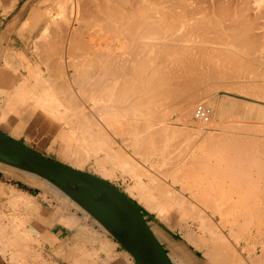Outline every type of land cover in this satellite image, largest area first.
<instances>
[{"label": "bare ground", "instance_id": "obj_1", "mask_svg": "<svg viewBox=\"0 0 264 264\" xmlns=\"http://www.w3.org/2000/svg\"><path fill=\"white\" fill-rule=\"evenodd\" d=\"M1 1V0H0ZM132 0H130V2H131ZM135 1V0H134ZM154 1H156V0H153V2H152V0H151V2H150V0L149 1H147V2H145V0H144V2L143 3H145V6H144V4L142 3V1H140L139 0V2H141L140 4H143V7H141V6H139V5H137V6H139V7H137L136 5V7L135 6H133L132 4H129L130 2H128V0H127V2H128V4H127V2L125 1V0H68V1H66L63 5H62V7H61V9H60V11H61V15H60V17L62 18V20H63V23L65 24V26H63V23L61 24V26H63V29L62 28H59L60 29V31H59V29H58V27L56 26V29L55 30H57V32L58 33H55L54 32V29L52 30L51 29V25H45L43 28H42V30L40 31L41 32V34L37 37V39L35 40H33V42L35 41V42H37V44H36V47L37 48H39L38 50H36V51H34L36 54H37V51H39L40 49L43 51V55L44 56H42V55H40L41 54V52H40V56H42V58H44V57H46L45 59H47V58H51L52 56H53V58L51 59L52 60V63L50 62V64H48L47 66H46V71L48 72V75L46 76V78H44V76H43V74L40 72V70H39V72L38 73H35L34 74V72L32 71V70H30V67H28V66H26L25 67V72H26V75H23V73L22 72H18V73H11V72H6L5 71V73H3V78L5 79V81H6V84L9 86V87H12V86H14V85H16L15 83L17 82L18 83V81H20L21 79H22V81L21 82H19L17 85L18 86H16V87H14V92H12V93H8V95H7V97H6V99L4 100V102H3V104H2V106H1V109H0V111H1V113H0V124H2V123H4V124H7V126H8V122L9 121H11V118H10V115H9V113H10V111L13 109V107L17 104V103H19L20 104V106H21V109H23L24 111L26 110L27 111V116H26V120L27 119H29V120H27L28 122V125L25 127V126H23L20 122H18L17 121V123H16V125H14L13 126V132L14 133H16V134H18V133H20V134H22V135H24L25 136V138H26V140L27 139H31L32 138V135L33 134H35V133H37V134H46V138L47 139H50L51 141H52V143H54L55 141H57V142H59L60 143V146H61V149H62V151H63V153H64V156L66 157L67 155H70V159H69V161H70V163L69 164H67V165H69V166H71V167H73V168H75V169H78V170H82L83 169V167H84V165L91 159L92 160V162H93V164H92V166H91V164H90V168L92 169V168H94V171L95 172H97L100 176L99 177H101V178H104V177H115V175H114V173H113V170H114V168H106L107 166H106V164L103 162L104 160H105V162L107 161V162H114L115 164V166L116 167H120V169L121 170H125V171H128V173L130 172L132 175H133V177H132V175L129 173V175H131V177L135 180V185L133 186V187H131L133 190H135L136 191V193H138V197H140L139 199H137V200H141L144 204H145V207H147L148 208V210H150L151 212H155L156 214H157V216L159 217V218H161V220H163V221H165L167 224H169V226L168 227H170L171 226V224H174L175 222H174V219H172V217H171V215L173 214H171V213H169L170 211H172L173 209L172 208H177V209H179L178 208V206H180V207H183V206H187V202H186V200L184 199V198H182L181 197V195H179L178 193L177 194H175L173 191H171L170 189L171 188H167L168 190V192H165L164 193V190L166 191V189L164 188V186H161V184H163L162 182H159L160 180H158V183H156L157 181V178H156V180H155V183H151V184H148V186L147 185H145V184H143V181L141 180V178L139 179L138 178V176H139V174H141V173H137V168L134 166V163L132 162L133 160L131 159L132 157H129L130 155L128 154H126L125 152H124V150L119 146V144L118 145H116V142H114V141H112V140H110L109 139V137L108 136H110L109 134H108V132H112V133H115V132H113V130L116 128V126H112V124H116L117 123V121H118V123L120 122V120H118L119 119V115H116L115 116V118H114V120H113V116L111 115V117L109 118V114L110 113H115L116 111H117V105H124L126 102H128V100L130 99V94L131 93H133V92H137L138 94L137 95H139V93H140V95L142 96V97H139V98H135V97H132V98H135L137 101H136V103H137V105H134V106H136V107H141V111L140 112H142V115H143V117L144 116H150V115H148V114H146L148 111H149V108H150V106H151V104L152 103H154L153 105H152V107L155 105V102L153 101V100H151V95H152V99H153V95H155V96H157V98H156V100H158L160 103H156V105L158 104H161L162 102H163V100H161L160 101V98L161 99H164V98H162V96H166L167 95V97L168 98H166L165 100H166V102H163L164 104L165 103H167L168 105L167 106H165L164 108H166L167 107V112H166V110L164 111V112H166V113H168V109H170V108H168L169 107V105L171 106L172 105V103L174 102V101H172L171 99H175L176 97H178L177 99H179V100H175V103H177L176 104V107H178V108H176L174 105V108L173 107H171V109H170V112H171V110L173 109H175L177 112H178V116L177 117H180V118H177V119H179V122H181V121H183V125H185V127L186 128H188L189 130H191L192 129V131H187V129L185 128V132L187 131V132H191V134L192 133H194L193 132V130L195 131V133H197L198 132V134H195L194 133V135H196V137H197V135H199V134H201V132H203V130L202 129H204V128H206V129H214V121H211V122H209V123H201L200 122V124H198L199 123V121L197 122V126H196V121L197 120H195L194 118H192V113H191V111L190 110H192L194 107H192V106H194L195 105V103L194 104H192L193 103V101L195 100V99H198V100H201V101H203V99H204V101H206L207 103H209L212 107H214L215 109L217 108L219 111H220V107H218V106H215L214 105V101H212V100H210L208 97V93H210L211 94V90L210 89H212V86H210V85H213V84H208V85H205V84H203V82L204 81H214L215 83V85L213 86V87H217V84H218V86L219 85H221V86H224L225 88L227 87L228 88V90H230V89H232V90H235L236 92L237 91H240L239 93H244V95H245V93H246V95L248 94V95H251V96H254V97H256V99L257 98H259V99H262V98H264V80H262L261 81V79L260 78H262V79H264V72H261V70H260V72H258V73H262V77H261V75H260V78H257V77H259V76H257V73H256V71L254 70L255 68H257V66H261V68H264V50H262V49H264V47H262L261 45H264V42H262L261 43V41L259 40H257V38H264V36H262V35H264V34H260V32H250V34L252 33V34H256L255 36L254 35H252V36H254V37H252V36H249V31H252V30H254V28L253 27H255V25H254V23H252L251 24V20L249 19V16L248 15H250V14H248L247 15V13L249 12V10H250V12H251V7H250V5H252L253 3V1L251 2L252 4H247V5H249V7H247V9H248V12L245 10L246 8L244 7H242V6H247L246 4H244L245 2H247V3H250L249 2V0H243V1H245V2H241L242 3V5L240 4L239 5V7H235L236 8V10H234V5H233V7L232 6H230L231 4H232V2H231V4H230V0L228 1V4H229V7H227V1L225 2V5H223V1L224 0H220V1H222V2H217L218 3V5H217V3L216 2H212L211 3V5L213 4L214 6H212V11H210V7L211 6H209V11H210V13L209 12H207L206 10H205V7H204V4L206 3L205 2V0H202V1H204V4H203V6L201 5V7H203L202 9L204 10V11H206L207 13H203V12H200V13H203L202 15H204V16H202V15H199L200 16V18L202 19V18H205V19H207L208 18V20H207V22H206V20L204 21V24L202 23V21L204 20V19H202V21H200V22H197V21H199L200 20V18H196V17H194L195 19H197L196 21H194V19H192L193 17H191L192 16V13L193 12H195V11H197L198 13H193L194 14V16L197 14H199V11L198 10H200V6H198L197 7V5L195 4L196 2H198V0H196V2L194 3V5H193V2H190V4H192V7L191 8H196V9H198V10H195V8H194V10H193V12L191 11V8L190 7H188V6H190V5H188L187 6V8H183L184 6H186V4L183 6V3L186 1V2H188V0H183L184 2L181 4L180 3V0H178V2H179V4H181L182 5V7L181 6H179V5H177L178 4V2H175V4H174V0H172V1H168V3H171V5L172 4H174L176 7L178 6V7H181L182 9H180V10H178L176 7L175 8H173V6L174 5H172V8H173V10L175 9L176 11H175V13L176 14H178V12L180 11L181 12V10L183 11V10H185L183 13L186 15H188V14H190V18L192 19V21H194V22H192V24H191V22L189 21V15L187 16L186 15V24H188V21L190 22L188 25L190 26V27H187V25L186 26H184V24H182L183 22L181 21V20H184L183 18H185L184 16V14L181 12V15H182V17L183 18H178V19H181L180 21H181V23H179V20L177 21L175 18H177L178 16L176 15V16H174V15H172V13L171 12H173V10L171 11V9L172 8H170L169 7V12L171 13V15H170V13H168V10H166V7H165V9H162V8H164V6H165V4L164 3H166V5H167V2H162L161 0H159L160 1V3L162 2L163 4H164V6H160L161 7V11H163L162 13L164 14L162 17H166V14H169L167 17H171V19L170 20H172V18L174 19L173 21H172V24L174 23V21H176L174 24H176V25H178V27L177 26H170L171 27V29L173 30V28H174V30H173V34H172V30L170 29V27H169V30H171L170 32L171 33H167V29H168V26H167V29H166V31H164V27L166 28V24H167V22H165L166 24L164 25V27H163V29H161L162 28V24L163 23H161V21L163 22L164 21V19L163 20H161L162 19V17H161V21H160V24H161V27H157V25L159 26V24L157 23V22H155V21H158L157 19H158V17H156L155 15L156 14H158V13H160L161 11H159L158 13H157V11L159 10V9H157L156 7V5L154 4ZM176 1V0H175ZM182 1V0H181ZM201 1V2H202ZM215 1V0H214ZM255 1V0H254ZM258 1V0H257ZM136 2H138V1H136ZM135 2V3H136ZM148 2H150V4L148 3ZM199 2H200V0H199ZM148 3V4H147ZM151 3H153L155 6H153V7H155L156 8V10L157 11H155L154 12V15H148L147 14V11L150 9L149 7H150V5H151ZM156 4H157V1L155 2ZM159 3V4H160ZM161 3V4H162ZM203 3V2H202ZM215 3H216V5H215ZM220 3H222V5L223 6H221L220 5ZM134 4V3H133ZM138 4V3H137ZM152 4V5H153ZM162 4V5H163ZM227 4V5H226ZM146 5H149L148 6V10L146 9ZM196 5V6H195ZM206 5V4H205ZM210 5V4H209ZM167 6H170V5H167ZM194 6V7H193ZM216 6V8H214ZM237 6V5H236ZM152 7V6H151ZM152 7V8H153ZM200 7V8H199ZM206 7H207V9H208V6L206 5ZM226 7V8H225ZM138 8H140V9H138ZM142 8H143V10L145 9L146 10V12H144V13H142V15H140L139 14V16L136 14V12H138V10L139 11H142ZM168 8V7H167ZM188 8H190V10L188 9ZM230 8H233L232 10H230ZM253 8V7H252ZM138 9V10H137ZM202 9H201V11H202ZM239 9H243V11L245 12V13H240L239 14V12H238V14H237V11H239ZM2 10V9H1ZM154 10V9H153ZM178 10V11H177ZM231 11H235V13H232ZM254 11V10H253ZM149 12L151 13V12H153L152 10L150 11L149 10ZM148 12V13H149ZM255 12V11H254ZM2 13H3V10H2ZM4 13H5V10H4ZM140 13V12H139ZM156 13V14H155ZM6 14V13H5ZM205 14H211V16H213V18L211 17V18H209L208 16H205ZM252 14V13H251ZM159 15V14H158ZM160 15H162V14H160ZM184 15V16H183ZM236 15L237 16H239V17H236ZM257 15V14H256ZM255 15V16H256ZM155 16V17H154ZM174 16V17H173ZM199 16H197V17H199ZM202 16V17H201ZM215 16H217L218 18H220V17H224V18H226L227 20L229 19V20H231L233 23V25L231 24L230 25V22H229V20H228V22L227 21H225V19L223 20V18H222V20H223V22L225 21V22H227V26L229 25V26H231V27H227L226 25H225V23H224V25H223V23H222V25H220L219 23H221V22H217V20L216 19H214L215 18ZM49 17V16H48ZM251 17H254V16H251ZM152 18H157V19H155V21L152 19ZM149 19H152L151 21L153 22V23H155V26H154V24L153 23H151V21L149 20ZM210 19H214L215 20V23H214V20H210ZM249 19V20H248ZM252 19V18H251ZM59 20L60 19H56V20H54L55 21V23H58L59 22ZM166 20H168L167 18H166ZM219 20V19H218ZM221 19H220V21H222ZM254 20V19H253ZM158 21V22H159ZM169 21V20H168ZM240 21H243V22H240ZM246 21V22H245ZM248 21H250L249 23L251 24H249L248 23ZM8 22H10V20L8 21ZM7 22V23H8ZM50 22V21H49ZM48 22V23H49ZM53 22V21H52ZM62 22V21H61ZM171 21H169V23H170ZM209 22H212V24L214 23L215 25L212 27V29H213V31H215L216 33H214V37H221V36H218V34L219 35H222V34H220V32H224L225 30L227 31H225L226 33H224L225 35H222V36H226L227 34H228V32H229V34L228 35H230V37H231V40H229L230 39V37H229V39H228V36H226V38H223L222 40L224 41V39L226 40V42L224 41V43H220L222 40H220V38L218 39V38H216V44H217V46H216V44L213 42L212 43V45L211 46H214V48H212L211 50H213L214 49V51L215 50H217V51H215V53H214V51H211L209 48V54H207V47H209L208 46V43L206 44V42L205 41H203L202 40V38H203V34H206V31L208 30L207 28H205V27H207V24H209ZM238 23L239 25H242V23H244V25L245 24H247L248 23V25H245L246 27H243L244 25H242V27L240 26H237L236 25V23ZM252 22H255V21H252ZM55 23H54V25H55ZM168 23V24H169ZM180 25H179V24ZM200 24V25H202L203 27L202 28H204V29H207L206 31H204V29L202 30V28H201V26H198V25H196V24ZM229 23V24H228ZM235 23V24H234ZM173 24V25H174ZM182 24V25H181ZM194 24H195V26L197 27V30L199 31V29L201 30V31H204V32H202V35H201V31L198 33L199 34V37H198V35H197V33L195 32L196 30H194V28L196 29V27L194 26ZM206 24V25H205ZM9 25V24H8ZM13 26H14V24H12ZM153 25V26H152ZM169 25H171V24H169ZM193 25V26H192ZM204 25H205V27H204ZM218 26L219 27V25H220V28L218 29V27H217V29H215L216 27L215 26ZM250 25V26H249ZM258 25V24H257ZM256 25V26H257ZM6 26H7V24H6ZM5 26V27H6ZM13 26H11V27H13ZM180 26H182V30L184 31H181V27ZM183 26H184V28L186 29V32H185V30H184V28H183ZM194 27V28H192V27ZM209 27V29L210 30H208L207 32H209V33H213V31L211 30V27H210V24L208 25ZM222 26H226V28L224 29ZM249 28H248V27ZM251 26H253L252 28H251ZM262 26H264V25H262ZM4 27V26H3ZM155 28V27H157L159 30H160V32H162V31H164L163 32V34H161V33H159L158 31H157V29H156V33L157 34H159L158 35V37L159 36H164V37H160V38H157V35L154 33L153 34V32H152V35H154L153 37L151 36V30L152 31H154L155 32V30H153V28ZM177 27V28H176ZM215 27V28H214ZM221 27H222V29H221ZM53 28V27H52ZM256 28V27H255ZM257 28H259V27H257ZM14 29V28H13ZM175 29L177 30V32H178V34L180 35V36H178L177 35V33H176V31H175ZM179 29H180V31L181 32H183V33H185L184 34V36L186 37V39L187 40H189V39H191L192 38V40H196L197 39V37L200 39L201 38V36H202V38H201V40L200 41H198L199 39H197L196 41H194L195 43L198 41L199 43L198 44H201V45H199L200 47H198V46H196L197 45V43L194 45V42L192 43V40L190 41L189 40V42L191 43V44H188V43H186V39L184 40V39H181V38H185V37H183V36H181V35H183V33H181L180 31H179ZM188 29H191V30H194V32L196 33V34H193L194 32L192 31V36L193 37H190V33L191 32H187V30ZM252 29V30H251ZM10 30V29H9ZM162 30V31H161ZM3 31V30H2ZM62 31V33H60L59 34V32H61ZM174 31H175V33H176V35H177V37H178V39H177V37L175 36V33H174ZM212 31V32H211ZM256 31V30H255ZM169 32V31H168ZM6 33V32H5ZM150 33V34H149ZM165 33V34H164ZM166 33H167V36H169V34H171L172 36H170V38H167L165 35H166ZM231 33V34H230ZM262 33H264V32H262ZM9 34V33H8ZM57 34V35H56ZM58 34H59V37H57V40L56 41H54V39L56 38V36H58ZM161 34V35H160ZM189 36H188V35ZM216 34V35H215ZM258 34H260L261 36H259ZM6 35V34H5ZM155 35H156V38H155ZM194 35H196L195 37H194ZM259 37H258V36ZM151 36V37H150ZM175 36V37H174ZM206 37L207 36H209V34L208 35H205ZM210 36H213L212 34H210ZM54 37V39L52 40V38ZM141 37H143V38H141ZM172 37V38H171ZM180 37V38H179ZM204 37V40L205 39H209V37ZM214 37H211V38H214ZM256 37V40L254 39V41H253V39L251 40V38H255ZM194 38V39H193ZM210 38V39H211ZM140 39H143V40H140ZM180 39V40H179ZM215 39V38H214ZM229 40V42H228V40ZM183 40V41H182ZM213 40V39H212ZM217 40H219L218 42H217ZM262 41H264V39H261ZM184 41H185V44H183L184 43ZM222 41V42H223ZM259 43H258V42ZM183 42V43H182ZM203 42V43H202ZM205 42V43H204ZM208 42H210V41H208ZM212 42V41H211ZM33 43V44H34ZM35 44H34V46H35ZM207 45V47H206V45ZM215 44V45H214ZM218 44H221V45H218ZM261 44V45H260ZM205 45V46H204ZM49 46H50V48H49ZM228 46H231L232 47V50L230 51L229 50V52L232 54V58H230L231 56H228V58H227V55L226 54H228V55H231L230 53H228L226 50V54L224 55V49H226ZM200 48V49H198V48ZM235 47V48H234ZM52 48V49H51ZM196 48L198 49V50H196ZM202 48H206L205 50V54H206V56L208 55V57H206L205 56V54L204 55H200L198 52L200 51H203V53H204V49H202ZM211 48V47H210ZM236 49V52L237 53H239V57H238V54H237V56H235L236 54H234L235 53V50L234 49ZM242 48V49H241ZM262 48V49H261ZM51 49V50H50ZM223 49V50H222ZM227 49H229V47L227 48ZM237 49H241V50H239V51H237ZM35 50V49H34ZM221 50V51H220ZM244 50V51H243ZM256 50V51H255ZM211 51V52H210ZM219 51L221 52V54H219ZM232 51H234L233 53H232ZM6 53L4 54V58H3V62L6 64V66L10 63V61H12V59L14 60V58L16 59V56H15V54H14V52L13 51H11V50H8V51H5ZM23 52V51H22ZM254 52H256V53H254ZM196 53H197V55H199V56H201L202 57V59L199 57V56H196ZM53 54H57L56 56H58L57 57V59H55L56 58V56L55 55H53ZM202 54V53H201ZM211 54H214V57L211 55ZM234 54V55H233ZM241 54V55H240ZM244 54V56L242 57V55ZM247 56H246V55ZM52 55V56H51ZM216 55V56H215ZM217 55H218V58H217ZM220 55H222L223 57L225 56L226 57V59H225V57H224V59H223V57H222V59H220L221 58V56ZM38 56V55H37ZM51 56V57H50ZM55 56V57H54ZM212 58V59H215L214 61H215V64H214V61L212 62V59H209L210 57ZM18 57V56H17ZM198 57L201 59V60H203L204 62H206L205 64H210L211 62V64H210V66L208 65H206V66H204L203 67V65H205V64H203L201 61H199V59H198ZM203 58H205V59H207V60H205V59H203ZM53 59H55L56 60V62H55V60L53 61ZM209 59V60H208ZM220 59V60H219ZM229 59V61H227ZM16 60H18L19 62H20V60L17 58ZM15 60V62H17ZM40 60H43V61H46V60H44V59H40ZM210 60H211V62H210ZM222 60H225V61H222ZM48 61H50V60H48ZM217 61V62H216ZM227 61V62H226ZM231 61V62H230ZM42 62V61H41ZM53 62H55V63H53ZM220 63V65H223V64H221V63H223L224 62V67L222 68V66H220V65H218L219 63ZM225 62L226 63H228L229 64V66H230V68L228 69H226V67L228 66V64H227V66H225ZM12 63V62H11ZM10 63V64H11ZM18 63V62H17ZM200 63H202L201 65H200ZM22 64V63H21ZM231 64V65H230ZM55 65V66H54ZM180 66V67H178V66ZM212 65H214V66H212ZM215 65H216V67H215ZM4 66V65H3ZM8 66H10V67H12L13 66V63L11 64V65H8ZM21 66V65H20ZM41 66V65H40ZM54 66V67H53ZM176 66L178 67V68H176ZM201 66H202V68H201ZM217 66H220V67H218L217 68ZM36 67H38V66H36ZM58 69V73H61L60 75L63 77V79L61 78V76H59L58 78H61L60 80H62V81H60V82H58V79H57V82H54V80L56 81V79H54V78H56L55 76H56V71H54V69L55 70H57L56 68ZM210 67V71L208 70V68ZM211 67H213V68H211ZM13 69H15V67H12ZM180 68V69H179ZM204 68V69H203ZM218 70H217V69ZM260 68V69H261ZM12 69V70H13ZM178 69V72L176 71ZM182 69V70H181ZM212 69V70H211ZM216 69V70H215ZM16 70V69H15ZM15 70H14V72H15ZM180 70H181V72H180ZM207 70V71H206ZM220 70V71H219ZM224 70V72H221V71H223ZM262 71H264V70H262ZM36 74H38V75H36ZM185 74H187V76H191V79L189 80V79H186V82H187V84H186V82L184 83L183 81L184 80H182L181 78H183V79H185ZM189 74V75H188ZM30 75L31 76H34L35 75V80L36 79H38L39 80V85L43 88L42 89V91L40 90V92H38L35 88H32V89H30L31 88V85H30V88H28L27 86V79H29V77H30ZM55 75V76H54ZM181 75H183V76H181ZM179 76H181V81L183 82V85L184 84H186V85H188L187 87H191V88H187L186 90L184 89V87L182 86L181 87V85H182V82H181V84H180V81L178 80V78L177 77ZM257 76V77H256ZM174 78H177V80L176 79H174ZM187 78V77H186ZM38 80H36V81H38ZM189 80V81H188ZM211 81L209 82V83H211ZM33 82H35V81H33ZM55 84H54V83ZM58 83H60V87L58 86ZM202 84V87H200V86H198V85H201ZM213 83V82H212ZM34 84H36V82L34 83ZM38 84V83H37ZM57 84V85H56ZM70 84V85H69ZM180 84V87H181V89H180V87L178 86V85ZM166 85H172L171 86V88L172 89H166L165 90V86ZM177 85V87L179 88V89H177V90H179V91H177V95L175 96V95H173V94H171V93H176V90H174L176 87H174V86H176ZM186 85H184V86H186ZM205 87H207V89L209 88L208 86H210L211 88H209L208 89V91H206L205 90V88H204V86ZM34 86H36V85H34ZM33 85H32V87H34ZM39 86V87H40ZM164 88V90H163V88ZM220 86V90H224V89H221L222 87ZM70 87H74V88H76V94H78L77 96L79 97H81L80 99L82 100V102H84V104L85 103H87V102H85V101H90L91 103H92V106L91 107H89V110H90V115H94L97 119L95 120V119H93V117H92V119H91V116L90 115H88L87 114V116H89V117H85V119L84 120H86V118L87 119H89L90 120V122L89 123H86V121H83V124H81L82 126H84V123H86V125L87 124H89V127L92 125L93 127H96V131H102V129L104 128V129H107V127H108V132H107V130L105 131V132H103V134L105 135L106 133L108 134V136H106V140H105V138H103V139H99V137H97V133H96V135H95V133H94V135H93V133H92V136H91V138H90V136H88V134L89 135H91V128L89 129V127H88V125H87V128L89 129H87V128H85L86 130L85 131H83L84 129L83 128H81V130L79 129L80 127H77L78 128V131H76L77 129H75V132L73 131V128H72V122H71V119H70V117L71 118H73V115L75 116V118H78V120H79V117H77L76 115V112H79V114L81 113V117H83L84 118V116L86 115V112H88L87 110H88V108H86L87 110H86V112H85V106L83 105V103H81V101L80 102H78V100H79V98L76 96V94L75 93H72V90H71V88ZM157 87H158V89H160V88H162V90H158L157 89ZM173 87H174V89H173ZM197 87H200V88H197ZM59 88H63V92H62V90H60L59 91ZM154 88H156L157 90H158V92L157 91H155V89ZM166 88H167V86H166ZM182 88L184 89V90H182ZM186 88V87H185ZM204 88V89H203ZM36 90L35 91V93L33 92V90ZM41 89V88H40ZM56 89H57V91H56ZM193 90L194 91V94L192 93L193 91H190L191 92V94H190V92H189V94H188V91L189 90ZM196 89L198 90L199 89V91L200 90H202V91H200V92H197L196 91ZM214 89L216 90H218L219 88H213L212 90L214 91ZM2 90V89H1ZM0 90V91H1ZM64 90H66L67 91V93L68 94H66V95H63V96H65L66 98H68L67 100H65V99H60V97L62 96H58V95H60V94H65V91ZM154 90V91H153ZM172 90H174V91H172ZM216 90V91H217ZM227 90V89H226ZM182 91V92H181ZM210 91V92H209ZM38 92V93H37ZM60 94H59V93ZM142 92V93H141ZM145 93V95H143L144 93ZM153 92H155V93H153ZM179 92H180V94L181 95H183L184 94V92H187V95H186V93L183 95V96H189L190 98H188V97H186V99L187 100H190L189 102H187L184 98L185 97H181V95L179 94ZM208 92V93H207ZM232 92V91H231ZM1 93V92H0ZM166 93V94H165ZM172 95H170V94ZM196 93V94H195ZM218 93V92H217ZM75 94V95H74ZM136 93H134V95H135ZM158 94V95H157ZM162 96H161V95ZM164 94V95H163ZM169 94V95H168ZM209 94V95H210ZM220 94V93H219ZM161 97H160V96ZM178 95H180V96H178ZM192 97H191V96ZM245 95V96H246ZM247 95V96H248ZM144 96V97H143ZM159 96V97H158ZM170 96H171V98H170ZM175 96V97H174ZM211 96V95H210ZM243 96V95H242ZM64 97V98H65ZM137 97V96H136ZM183 98V99H180V98ZM253 97V98H254ZM261 97V98H260ZM76 98H78V99H76ZM213 98V97H212ZM139 99V100H138ZM155 99V98H154ZM169 99V100H168ZM164 100V101H165ZM167 100L169 101V102H167ZM183 100V101H182ZM197 100V101H198ZM133 101H135V100H133ZM153 101V102H152ZM170 101H171V103H170ZM177 101H179V102H181L182 101V103L183 102H185V104H187V105H185L184 106V104L183 105H181L180 103H178ZM200 101V102H201ZM195 102V101H194ZM200 102H198V103H200ZM228 102V101H227ZM91 103H89V104H91ZM133 103V102H132ZM132 103H129V104H132ZM135 103V102H134ZM133 103V104H134ZM162 103V104H163ZM175 103H173V104H175ZM180 104V105H179ZM224 104V103H223ZM260 104V103H259ZM157 105V107L156 106H154V107H156L157 109H159L158 107L160 106H158ZM178 105V106H177ZM227 105V104H226ZM126 106V105H125ZM132 106V105H131ZM163 105H161L160 106V108H162L161 110H164L163 109V107H162ZM221 106V105H220ZM223 106V105H222ZM123 107V106H122ZM143 107V108H142ZM207 107V106H206ZM70 108L71 109H73V110H71V111H73L74 113H69V112H71V111H69L70 110ZM192 108V109H191ZM76 111H75V110ZM136 109V108H135ZM135 109H133V110H135ZM146 112L145 114H143V110ZM155 109V108H154ZM223 109V108H222ZM221 109V110H222ZM137 110V109H136ZM136 110H135V112H134V114H136L137 112H136ZM160 110V109H159ZM160 110V111H161ZM234 110V109H233ZM152 111V110H151ZM193 111V110H192ZM125 112H127V111H125ZM139 112V111H138ZM211 112V111H210ZM121 114H122V112H120ZM130 112H128V114H129ZM151 112L149 111V114H150ZM153 113V112H152ZM190 113H191V116H190ZM219 113H221V112H219ZM223 113V112H222ZM108 114V119H111L110 121L109 120H106L105 119V117H106V115ZM124 114V113H123ZM139 114V113H138ZM135 115V116H139L140 117V115L141 114H139V115ZM155 113H153V114H151V115H154ZM157 114H159V113H156L154 116H158ZM231 114H233V113H231ZM103 115H105V117L103 116ZM114 115V114H113ZM125 115H127V113L125 114ZM133 115V114H132ZM142 115H141V117H142ZM164 115V114H163ZM18 116H20V115H18ZM80 116V115H79ZM102 116V117H101ZM128 116L129 115H127V116H124V117H127V119H128ZM134 116V115H133ZM133 116H132V118H133ZM134 116V118L135 119H137V117H135ZM160 116V115H159ZM158 116V117H159ZM219 116H222V115H220L219 114ZM219 116H217L218 117V119H220L219 118ZM102 118V120H100L101 118ZM122 117H123V115H122ZM129 117H131V115L129 116ZM163 117V116H162ZM162 117H160V118H162ZM19 118V117H18ZM74 118V119H75ZM83 118H80L81 120L83 119ZM100 118V119H99ZM107 118V117H106ZM145 118V117H144ZM152 118H153V116H152ZM181 118H182V120H181ZM211 118V117H210ZM228 118V117H227ZM130 119V118H129ZM141 120H143V118H140ZM149 119H150V117H149ZM159 119V118H158ZM163 119V118H162ZM217 119V120H218ZM221 119H222V117H221ZM73 120V119H72ZM76 121V122H78L79 124L80 123H82V121L81 122H79V121ZM89 120H87V121H89ZM117 120V121H116ZM122 120V119H121ZM125 121V125L128 123L127 121L128 120H126V119H124ZM145 120H148V119H144V121ZM153 120H155L154 118H153ZM107 121H109V123H111V126H110V128H109V124L107 123ZM112 121V122H111ZM114 121L116 122V123H114ZM143 121V122H144ZM159 121V120H158ZM161 121V120H160ZM159 121V122H160ZM163 121V120H162ZM165 121V120H164ZM216 121V120H215ZM226 121V120H225ZM237 121V120H236ZM16 122V121H15ZM15 122H13V124L15 123ZM74 122V121H73ZM123 121H122V126H123V123H124ZM127 122V123H126ZM135 121H132V122H129L128 124H130L131 126V128H133L132 126L134 125H132V123H134ZM139 119H138V122L136 121V128H137V125L139 126V127H141V125H143L142 126V128H146V127H148V128H146V129H144V132H143V129H142V131H141V128L138 130V132L139 133H141V132H143V133H141V134H145L146 132H149V130H150V128L151 127H153V126H155L156 128H158L159 126V129H157L156 130V128L154 127V129L157 131V132H159L160 134H163L162 136L159 134V133H156V131H153V132H155V133H153L152 132V130H154L153 128H151L152 130H151V133L150 134H155V135H153V137H149L148 135V137L146 136L145 138H143V136H141V134L139 135V137H140V143H142V141L145 139V140H148V138H149V142L148 143H150V141H152V138L153 139H156L154 136H156V137H158L157 139V141L159 142V140H160V138L162 137V139H161V141H164V142H166L165 140H163V139H166V140H168L169 141V138H168V136H172V135H169L170 133L172 134V133H175L174 131L173 132H171V126H170V128H168V130H166V132H167V134L166 133H164V130L163 129H166V128H164L166 125L164 124V125H162L161 124V122H160V125L159 126H156V125H153L152 123V125L149 123V120H148V123L145 121V123L146 124H142L141 122V125H139ZM152 122V121H151ZM154 122V121H153ZM156 122V121H155ZM219 122V121H218ZM10 123H12V121L10 122ZM24 123V122H23ZM78 123H76V125L78 124ZM157 123V122H156ZM222 123H224V122H222ZM219 124L220 125V127H221V125H222V127L220 128V130L221 129H223V130H225L224 128H223V125H224V127H225V124ZM227 123H230V122H227ZM233 123L234 124H232V121H231V124L232 125H234L235 126V128H234V126H233V128L232 127H230L231 125H226V127H228L229 126V128L231 129H236V127H238L237 125H235V121H233ZM238 123V122H237ZM79 124H78V126H79ZM91 124V125H90ZM119 124H121V122L119 123ZM127 124V125H128ZM147 124H149V125H151V127H149V125H147ZM202 124V125H201ZM203 124H206V125H203ZM240 124V123H239ZM80 125V126H81ZM108 125V126H107ZM116 125H118V124H116ZM127 125L126 126H124L123 128H125V127H127ZM157 125H158V123H157ZM161 125L162 126H164L163 128H161ZM168 125V124H167ZM199 125V126H198ZM247 125V124H246ZM74 126H75V124H74ZM81 126V127H82ZM119 126V125H118ZM118 126H117V128H118ZM146 126V127H145ZM205 126V127H204ZM244 126V125H243ZM250 126V125H249ZM10 127V126H9ZM85 127V126H84ZM129 125H128V127H127V130L129 131ZM167 127V126H166ZM242 127V126H241ZM75 128H76V126H75ZM98 128V129H97ZM113 128V129H112ZM116 128V129H117ZM122 128V129H123ZM136 128H135V130H136ZM161 128V129H160ZM182 128H183V126H182ZM219 128V127H218ZM228 128V129H229ZM243 128V127H242ZM242 128H240V127H238V129L240 130H242ZM245 128V130H246V128H248V127H244ZM250 128V130H251V126L249 127ZM248 128V129H249ZM94 129V128H93ZM109 129H110V131H109ZM114 130V131H117L120 135L119 136H122L121 135V130L120 131H118V129L117 130ZM169 129H171V130H169ZM229 129V131H231ZM88 130V131H87ZM136 130V131H137ZM146 130H148V131H146ZM161 130H162V132H161ZM202 130V131H201ZM218 130V129H217ZM222 130V131H223ZM238 130V131H239ZM249 130V131H250ZM252 130H254L253 128H252ZM80 131H83V132H85V133H88L89 131H90V133H88L87 134V136L89 137V139H88V137L86 138L84 135H85V133H83V132H80ZM95 131V132H96ZM99 131H98V133H99ZM132 131H134V129L133 130H131V132L129 131V133H131L132 134ZM168 131L170 132V133H168ZM197 131V132H196ZM226 131V130H225ZM248 131V130H247ZM248 131V132H249ZM77 132V134L78 133H81L80 134V136L79 135H76V134H73V133H76ZM94 132V131H93ZM123 132H125V130H123L122 131V134H125V133H123ZM186 132V133H187ZM205 132V131H204ZM206 132H207V130H206ZM205 132V133H206ZM213 132V134L211 135L210 134V138L207 136V138L206 139H210V142L212 143V145L214 146H216L217 144H219V146L218 147H220V145H221V147H223L224 146V148H225V145H227L226 147H228V145L231 143H229V144H226V141L227 142H229V139H227L226 137H230V140L231 141H235L237 138L239 139V137L240 136H232L230 133L231 132H233V130L227 135V134H225L224 132H222L221 134H224V135H226V136H222L223 137V141L224 142H222V141H220L216 136H215V134H216V131L214 132V131H212ZM236 132V131H235ZM242 132V131H241ZM251 132V131H250ZM257 132V131H256ZM261 132V131H260ZM118 133H115V134H117L118 135ZM128 133V132H127ZM129 133H128V135H129ZM177 133V132H176ZM209 133H210V131H209ZM215 133V134H214ZM219 133V132H218ZM217 133V134H218ZM226 133H227V131H226ZM252 133V132H251ZM253 133H254V131H253ZM262 133H264V132H262ZM73 134V135H72ZM102 133H100V135H101ZM102 134V135H103ZM130 134V135H131ZM135 134H137V133H135ZM146 134H148V133H146ZM145 134V135H146ZM149 134V135H150ZM183 134V133H182ZM185 134V133H184ZM183 134V135H184ZM236 134H238V133H236ZM258 134V133H257ZM70 135H72V136H76L75 138L73 137V139H71L70 138ZM99 135V134H98ZM101 135V136H102ZM144 135V136H145ZM160 135V136H159ZM175 135V134H174ZM190 135V134H189ZM205 134L203 133V136H204ZM241 135V134H240ZM39 136V135H38ZM41 136H43V135H41ZM77 136H78V138H77ZM96 136V137H95ZM104 136V137H105ZM137 137H135V139L137 138H139L138 137V135H136ZM181 136V135H180ZM191 136V135H190ZM201 136V135H200ZM201 136L202 138H205L206 136ZM211 136H213V137H211ZM219 136V135H218ZM126 136H124V138H125ZM160 137V138H159ZM179 137V136H178ZM195 139H194V141L196 140V137L195 136H193ZM199 137V136H198ZM199 138V139H202V138ZM214 137H216L215 139H213ZM232 137H235V139L234 140H232L233 138ZM249 137V136H248ZM254 137V136H253ZM120 138V137H119ZM128 138V137H127ZM131 138V137H130ZM142 138V139H141ZM168 138V139H167ZM171 138H173V137H171ZM232 138V139H231ZM14 139V138H13ZM75 139V140H74ZM122 139V138H121ZM174 139V138H173ZM188 139V138H187ZM227 139V140H226ZM241 139H243L242 141H241ZM247 140V137L246 138H241L240 137V140H236L235 141V144L237 145L236 147L238 148L239 147V145L238 144H243V143H241V142H244V140ZM250 139V140H249ZM248 140L249 141H252V140H254V138H252V140H251V136H250V138H249ZM261 139H264V137H261ZM261 139L259 140V141H261ZM124 140V139H123ZM125 140H126V138H125ZM142 140V141H141ZM144 140V141H145ZM178 140V139H177ZM177 140H175L174 139V141H176V143L179 141L180 142V144L182 145H184V143L181 141V138H179V140L177 141ZM191 140V139H190ZM192 140H193V138H192ZM191 140V141H192ZM202 140H204V139H202ZM213 140H216L215 142L213 141ZM218 140H219V142H218ZM246 140H245V142H246ZM247 140V141H248ZM137 142H139V139L138 140H136ZM156 141V142H157ZM160 141V142H161ZM174 141H172V139H171V141H169V142H171V143H173ZM184 141H186V140H184ZM191 141H190V143H186V144H192L191 143ZM193 141V142H194ZM199 141V140H198ZM209 141V140H208ZM213 141V142H212ZM240 142V143H238V142ZM257 142V138H256V142L257 143H259V145H262V146H260L261 147V149H264V144H260V142ZM131 142V141H130ZM130 142H127V143H130ZM157 142V143H158ZM159 142V143H160ZM178 142V143H179ZM182 142V143H181ZM188 142V141H187ZM197 142V141H196ZM195 142V143H196ZM220 142H222V144H220ZM237 142V143H236ZM244 142V143H245ZM47 143V142H46ZM101 143V144H100ZM121 143H123V142H121ZM132 144H125L126 146H132L133 147V151H132V153L133 154H135L136 153V155L138 154V149H137V146H139V145H137L136 146V142L135 143H133V141L131 142ZM139 143V144H140ZM144 143V142H143ZM153 143H154V141H153ZM171 143H168V146L166 145V147H165V149H164V152L162 151V149H160L163 153H164V160L165 159H167L168 161H170V160H172L173 159V161H174V159L175 158H173L177 153V150L179 149V150H181L180 149V145L178 146L179 148H177V146H175L176 144L175 143H173V144H175V145H171ZM200 143V142H199ZM197 144V145H200V144ZM209 143V142H208ZM210 143V144H211ZM224 143H225V145H224ZM261 143H264V140H262V142ZM138 144V143H137ZM145 144H146V141H145ZM145 144H140V145H142V146H149L148 144L147 145H145ZM155 144V143H154ZM167 144V143H166ZM170 144V145H169ZM207 144V143H206ZM234 144V143H233ZM233 144L231 145V146H233ZM250 145H252V142H250L249 143ZM248 144V145H249ZM102 145V146H101ZM123 145V144H122ZM158 145H160V144H158ZM163 145V144H162ZM162 145L159 147V146H157L156 147V149L158 148H162ZM165 145V144H164ZM187 145V146H188ZM212 145H210V146H212ZM247 145V144H246ZM258 145V146H259ZM99 146H101V147H99ZM142 146H141V148H142ZM152 146H154L153 144H152ZM172 146V147H171ZM186 148H185V150L187 151L188 149L187 148H189V147H187L186 145H184ZM184 146H183V148H184ZM190 146V145H189ZM206 146H208V144L206 145ZM210 146H209V148H210ZM230 145H229V149H234L233 147H231ZM241 146H244V144L243 145H241ZM124 147V146H123ZM149 147H151V145L149 146ZM147 148V150L146 151H148V152H150V148ZM194 147H195V145H194ZM217 147V148H218ZM152 148V147H151ZM177 148V149H176ZM196 148V147H195ZM199 148V147H198ZM204 148V147H203ZM201 149L202 151H204V149ZM207 148V147H206ZM206 148H205V150H206ZM217 148H214L213 147V150L214 149H217ZM234 149V150H238V149ZM124 149H125V147H124ZM139 149H140V147H139ZM157 149V151L155 152V153H159L160 151ZM200 149V148H199ZM198 149V150H199ZM221 149V148H220ZM228 149V148H227ZM226 148H225V150H227ZM228 149V150H229ZM260 149V150H261ZM142 150V149H141ZM141 150H139L140 152H142V153H139V155L140 154H143V153H145V151H143V150H145V149H143L142 151ZM152 150L154 151V149L152 148ZM191 150V149H190ZM224 150V151H225ZM159 151V152H158ZM186 151H185V153H186ZM207 151V150H206ZM217 151H219V150H217ZM205 152V151H204ZM211 152V151H210ZM151 153V152H150ZM150 153H148L147 154V160H149L151 157H149V156H151L150 155ZM154 153V152H153ZM163 153H161V154H163ZM176 153V154H175ZM180 153H182V152H180ZM184 153V152H183ZM203 153V152H202ZM146 154V153H145ZM152 154V153H151ZM178 154H179V151H178ZM213 154H215V153H213ZM239 154V153H238ZM102 155H103V157H102ZM182 155V154H181ZM212 155V154H211ZM224 155V154H223ZM233 155H235L236 157L238 156L237 155V153L236 154H233ZM143 156V155H142ZM141 155H140V157H142ZM163 156V155H162ZM191 156V155H190ZM197 156H198V154H197ZM200 156H201V154H200ZM227 156V158H225ZM239 156H241V155H239ZM238 156V157H239ZM144 157H145V155H144ZM156 157V156H155ZM193 157H194V155H193ZM204 157V156H203ZM213 157V156H212ZM222 157V156H221ZM220 157V158H221ZM225 157H223L224 158V160L223 161H226L225 159H228V155H225ZM231 157V156H230ZM233 158H236V157H234V156H232ZM231 157V158H232ZM236 158V160H238L239 158ZM242 157V156H241ZM240 157V159L242 160V158ZM143 158V157H142ZM153 158V157H152ZM190 158V157H189ZM201 158V157H200ZM215 158V157H214ZM218 158V157H217ZM217 158H216V160H217ZM230 158V159H231ZM232 158V159H233ZM144 159H146V158H143V160ZM181 159V158H180ZM184 159V158H183ZM187 159V158H186ZM186 159H184V162L186 163L188 160H186ZM192 158H190V160H191ZM201 159H203V158H201ZM200 159V160H201ZM209 159V158H208ZM230 159H228V161H231V163H232V160H230ZM239 159V160H240ZM146 160V161H147ZM166 160V161H167ZM186 160V161H185ZM194 160V159H193ZM205 160H207V159H205ZM234 160V159H233ZM145 161V160H144ZM195 161H197V160H195ZM204 161V160H203ZM209 160H207V162H208ZM221 161V160H220ZM148 162V161H147ZM178 162H179V160H178ZM189 162V161H188ZM191 162H193V163H198V162H194V161H191ZM206 162V161H205ZM207 162H206V166L208 165L207 164ZM111 163V164H112ZM163 163H164V161H163ZM174 163H175V165H174ZM176 163H177V159H176V162L174 161L173 163H170V164H172V165H174L176 168H178V164L176 165ZM190 163V162H189ZM189 163H186V164H189ZM203 163V162H202ZM234 163H235V161H234ZM167 164V163H166ZM166 164H165V166L164 167H166ZM170 164H168V165H170ZM185 164V165H186ZM194 164V165H195ZM11 165V164H10ZM113 165V164H112ZM112 165H111V167H112ZM160 165H162V164H160ZM183 165V164H182ZM191 165V164H190ZM190 165H188L189 166V168H191V167H193V166H190ZM198 165V164H197ZM201 165V164H200ZM200 165H198V169L201 167ZM204 165V167H205V164H203ZM211 164H209L207 167H209ZM14 166V165H13ZM163 166V165H162ZM174 166H172L173 168H174ZM114 167V166H113ZM169 167H171V165L169 166ZM171 167V168H172ZM186 167V166H185ZM195 167H197L196 165H195ZM211 167V166H210ZM209 167V168H210ZM170 168V169H171ZM23 169V168H22ZM175 169V168H174ZM173 169V170H174ZM179 169V168H178ZM198 169H196V170H198ZM206 169V168H205ZM136 170V171H135ZM140 170V169H139ZM176 170V169H175ZM173 171V172H177V170L176 171ZM185 170V169H184ZM196 170L194 171V170H192V171H190V172H196ZM26 171V170H25ZM29 171V170H28ZM141 171H143L144 173L146 172V176H147V171H144V170H141ZM159 171H162V169L160 170H158V172ZM167 171V170H166ZM166 171H164V173H165V175H166V177L167 176H169L170 174V172L172 171H170V170H168L169 171V173L167 172L166 173ZM179 171V170H178ZM200 171V170H199ZM203 171V170H202ZM216 171V170H215ZM138 172H140V171H138ZM186 172V171H185ZM206 172V171H205ZM207 172H208V170H207ZM210 172V171H209ZM208 172V173H209ZM212 172V171H211ZM164 173L162 174V175H164ZM178 173V172H177ZM215 173V172H214ZM214 173H212L213 175H214ZM217 173V172H216ZM220 172L218 171V174H219ZM127 174V173H126ZM143 174V173H142ZM160 174V173H159ZM169 174V175H168ZM173 174V173H172ZM170 175V177L172 176V178L173 177H175V176H173V175ZM176 174V173H175ZM182 174H185V173H182V171H181V174L180 173H178V174H176V176H180V177H184L185 176V179H183L184 180V182L186 181V179H189V178H187V176L188 175H182ZM196 174V173H195ZM195 174H191L192 176L193 175H195ZM199 174V173H198ZM211 174V173H210ZM210 174H209V176H210ZM211 174V175H212ZM222 174V173H221ZM220 174V175H221ZM158 175V174H157ZM164 175V176H165ZM39 176V175H38ZM145 176V177H146ZM179 176H178V178L177 177H175V178H177V179H175V180H179ZM229 176V175H228ZM149 179H152V180H150V181H148V182H152L153 181V178L154 177H156V176H153L152 177V174L149 176H147ZM188 177H190V176H188ZM197 177V176H196ZM131 178V179H132ZM147 178V179H148ZM171 178V179H172ZM193 178V177H192ZM195 178V177H194ZM225 178V177H224ZM230 178V177H229ZM148 179V180H149ZM170 179V180H171ZM181 178H180V180H182ZM197 179V178H196ZM199 179V178H198ZM197 179V180H198ZM212 179V182H213V178H211ZM210 179V180H211ZM220 179H221V177H220ZM245 179V178H244ZM251 179V178H250ZM204 180H206V179H204ZM204 180H201V181H204ZM215 180V179H214ZM222 180V179H221ZM221 180H217V182H219L220 184L222 183L221 182ZM233 180V179H232ZM232 180H230V181H232ZM189 181H192L193 182V180H190L189 179ZM194 181L196 182V180L194 179ZM238 181V180H237ZM236 181V182H237ZM243 181H245V180H243ZM248 181V180H247ZM175 182H177V181H175ZM179 182V181H178ZM199 182V181H198ZM209 182V181H208ZM211 182V181H210ZM215 182V181H214ZM216 182V183H217ZM241 181L239 180V184H240V187H242V189H243V186H244V188L246 189V187L247 188H249L250 186L253 188H256V187H258L257 185H259V184H254V186L251 184V185H249V187H248V184L246 183V182H242V184L240 183ZM161 183V184H160ZM190 183V182H189ZM199 183H201V182H199ZM219 183H218V185L216 186H214L213 187V189H211V188H207V189H211V190H207L208 192H206V191H204V192H199V190H196V189H194V190H196V191H198L199 192V195H198V193H196L195 192V194H196V197H193V195L195 196V194H193V192L191 191V189H193V188H195V187H193V186H195V184L196 183H194V185H192V183L191 184H188V186L191 188V189H189V188H187V190L189 189V192L191 191L192 192V194H191V198L192 199H196L198 196H200V199L201 198H203L202 200H199L198 202H202V201H204V200H206V198L204 199V195H205V197L206 196H210L209 195V191H212V193L214 192L215 193V191L217 190V192L216 193H219V191L218 190H220V188H219V186L220 187H222L223 185L221 184V185H219ZM233 182H230V184H232ZM235 183V182H234ZM245 183H246V185L247 186H245ZM68 184V183H67ZM153 184V185H152ZM184 184V183H183ZM182 184V185H183ZM187 184V183H186ZM204 184V183H203ZM203 184H200V185H202V186H200V187H203ZM206 184V183H205ZM208 184H210V183H208ZM225 184V183H224ZM238 182H237V184H234V185H231V186H236L237 185V187H238ZM72 185V184H71ZM149 185H151L150 187H149ZM191 185H192V187H191ZM198 184H196V186H197ZM213 185V184H212ZM64 186L66 187V189H68V190H70V191H72V192H74L76 195L78 194V195H82V197H84L85 196V191H83L82 189H77V187H75V186H72V187H70V185H65L64 184ZM145 186H147V187H145ZM166 186V185H165ZM188 186H186V187H188ZM211 186V185H210ZM209 186V187H210ZM227 186H229V185H227ZM256 186V187H255ZM2 187V185L0 186V192L2 193V195L0 194V196H3V195H5V194H3V192L1 191V188ZM10 187V186H9ZM185 187V186H184ZM207 187V186H206ZM212 187V186H211ZM233 187V188H234ZM240 187H238L239 188V190L241 189ZM131 188H129V189H131ZM180 188H181V190L183 189V187L182 186H180ZM197 188H199V187H197ZM215 188V189H214ZM232 188V189H233ZM236 188V187H235ZM237 188V189H238ZM253 188V189H254ZM261 188V187H260ZM66 189H65V191H66ZM131 189V190H132ZM202 189V188H201ZM222 189V188H221ZM227 189H228V187H227ZM237 189H235V190H237ZM241 189V190H242ZM244 189V190H245ZM262 189H264V187H262ZM262 189H260L261 190V192L260 193H262V192H264V190H262ZM63 190V189H62ZM130 190V191H131ZM173 190V189H172ZM185 190V188L182 190V192ZM203 190V189H202ZM231 190V189H230ZM240 190V191H241ZM248 190V189H247ZM247 190L245 191V193H247ZM256 190V189H255ZM255 190H253V194H254V196H258V192H257V190L255 191ZM259 190V191H260ZM226 191V190H225ZM232 191V190H231ZM238 191V190H237ZM243 191V190H242ZM249 191H252V189L250 188L249 189ZM249 191H248V194L250 195V196H253L252 194H250L249 193ZM172 194V196H169L170 195V193ZM190 192V193H191ZM244 192V191H243ZM257 192V195H255V193ZM70 193V192H69ZM130 193V192H129ZM163 193L165 194V196H163ZM167 193H169V195L167 194ZM189 193V194H190ZM201 193V194H200ZM208 193V194H207ZM211 193V192H210ZM213 193V197H211L210 196V203L212 204L214 201L212 200V198H214L215 199V197H214V195H217L216 193L214 194ZM223 193V192H222ZM221 193V190H220V194H222ZM233 193V192H232ZM238 193V192H237ZM240 194H238L239 196L242 194L241 192H239ZM245 193H243L241 196L243 197V196H247L248 197V195L247 194H245ZM19 194V193H18ZM202 194H204V195H202ZM207 194V195H206ZM226 194V193H225ZM235 194V193H234ZM245 194V195H244ZM21 195V194H20ZM170 198L168 201H170V203L168 202V201H165V198L167 197V196ZM198 195V196H197ZM202 195V196H201ZM230 195V194H229ZM262 195H264V193H262ZM262 195H260L259 194V196L260 197H262ZM22 196H24L23 194H22ZM131 196H134V195H132L131 194ZM218 198H220V196H222L221 198H220V201L218 200V198L216 197V199H215V201L217 202H219L221 205L220 206H218V205H216L215 203L216 202H214V204L215 205H211L212 206V208H213V206H215V208H213L214 209V211L215 210H217V208H218V214H220L219 213V207H220V209L222 210V211H224L223 213H230V210L231 209H229V211H228V209H226V210H224L222 207H224V206H226V205H224V202H226V197H227V200H230V199H228V198H230V197H228L227 195H225V196H223V194L222 195H219L218 194ZM231 196V195H230ZM237 196V195H236ZM241 196H240V198H241ZM246 196H245V198H246ZM249 196V197H250ZM28 197V196H27ZM73 197H75V196H73ZM167 197V198H168ZM224 197V198H223ZM12 198V197H11ZM26 198V197H25ZM29 198V197H28ZM237 198H238V196H237ZM15 199V198H14ZM75 199H77V198H75ZM82 199H84V202H85V204L86 205H88V206H91V207H94L96 210H98V211H100V212H102V213H112L113 214V216H114V219H116V222L118 223V225H119V229H120V231H121V237H122V239L127 243V245H128V247H130L134 252H136L137 253V255H138V253L139 254H141V253H144L145 255H146V249H145V246L144 245H142V246H140V247H136L135 246V244L133 243V232H132V227H131V225H130V222H129V218H128V216H127V214H126V212L124 211V212H118V210H117V208L114 206V204H112L108 199H106L104 196H101V197H98V198H96L93 202H94V204L92 203V201H90L89 200V198L88 197H85V198H82ZM194 199V200H195ZM199 198H197L196 199V201L198 200ZM9 200H11L10 198H9ZM9 200L7 199V201L9 202ZM245 200V199H244ZM261 200H262V198H261ZM7 201H6V204H8L7 203ZM12 201H15L14 203H17L18 204V202H19V200L18 199H15V200H13L12 199ZM12 201H10V202H12ZM165 201V202H164ZM207 201V202H206ZM205 202H203V203H206V205H210V203L208 202L209 200H206ZM213 201V202H212ZM231 201V200H230ZM239 201V198H238V200H237V202ZM241 202H238V203H242V198H241V200H240ZM9 202V203H10ZM168 202V203H167ZM228 202V201H227ZM237 202H235L236 204H237ZM14 203H12V204H14ZM171 204L172 206V208L170 209V208H167L166 206H165V204ZM218 203V204H219ZM230 203V202H229ZM227 204L228 206H230V204ZM248 202L246 201V204H244L243 203V205L244 206H248V205H250V202L247 204ZM253 203V204H252ZM11 203H10V205L11 206H13V207H18L17 205H12ZM20 204H22L23 206V208L25 207V204L24 203H21V202H19V204L18 205H20ZM90 204V205H89ZM189 204V203H188ZM202 204V203H201ZM231 204H234L233 202H231ZM235 204V205H236ZM251 204H252V209H253V207H254V209H256L257 210V207H258V210H259V206L261 205V204H264V203H261L260 202V204H258V206L257 207H255L256 206V203L254 204V202H251ZM9 205V206H10ZM191 204H189V206H190ZM193 205V204H192ZM205 207H206V205L205 204H203ZM202 205V206H203ZM222 205H224V206H222ZM254 205V206H253ZM30 205H28V207H29ZM195 206V205H194ZM216 206H218L217 208H216ZM232 207H234L233 205H231ZM231 206H230V208H231ZM246 206V207H247ZM27 207V208H28ZM208 207V206H207ZM250 207V208H251ZM20 208V207H19ZM27 208H24V209H27ZM34 208V207H33ZM184 208V207H183ZM189 208H191V207H189ZM193 208V207H192ZM200 208V207H199ZM210 208V207H209ZM227 208H229V207H227ZM248 208H249V206H248ZM260 208H262V205H261V207ZM23 209V210H24ZM187 209V208H186ZM208 209V208H207ZM211 209V208H210ZM209 209V210H210ZM213 209H211V211H210V214L212 215V213H214V211L212 212V210ZM252 209H250V210H248V211H250L249 213H250V215H252L251 214V210ZM184 210H185V208H184ZM220 210V211H221ZM255 210V211H256ZM258 210H257V212H255V213H259L258 212ZM262 210H264V209H262ZM33 211V210H32ZM38 211V210H37ZM187 211H189V210H187ZM190 211H192V210H190ZM198 210H197V208H196V212H197ZM221 211V212H222ZM228 211V212H227ZM247 211V212H248ZM27 212V211H26ZM186 212V211H185ZM196 212L194 213V211H193V214L195 215L196 214ZM202 212V211H201ZM212 212V213H211ZM216 212V211H215ZM246 212V213H247ZM260 212H262V211H260ZM13 213V212H12ZM222 213V214H223ZM249 213H248V216H246V215H240V217H242L243 216V218L244 217H247V220L248 219H251V220H253L252 219V217L253 218H255V214L253 213V215L252 216H250L249 215ZM29 214V213H28ZM191 213H189V215H190ZM199 214V218L198 219H200L201 221V223L199 222V224L198 225H200L201 227H203L204 229H202L200 226H199V228H201L202 230H205V227H207V225L210 223V221L208 222V224H206V221H208V219H206L205 218V216L203 215H201L200 213H199V211L197 212V214L196 215H198ZM262 214V213H261ZM12 215H15V214H12ZM26 215V214H25ZM31 215V214H30ZM29 215V216H30ZM63 215V214H62ZM194 215H192L191 217H193ZM195 215V217H193V219L195 218V219H197V217L198 216H196ZM23 216V215H22ZM28 215H26L24 218H27L26 219V221L28 220V217H27ZM258 216H260V217H262L261 215H258ZM2 217H4V218H2L3 220H1V222L2 221H4V219L5 220H7V219H9L10 218V221H12L13 219L15 220V218H13V217H15V216H13L12 218L13 219H11V216L9 217V218H5L6 216H2ZM8 217V216H7ZM207 218L209 217V216H206ZM249 217V218H248ZM256 217H257V215H256ZM260 217H258V218H260ZM16 218H17V215H16ZM18 218H20V217H18ZM242 218V219H243ZM20 219H23V218H20ZM197 219V220H198ZM245 219V218H244ZM256 219V218H255ZM261 219H264V218H261ZM19 219H17V221L16 222H18L19 223V226H21V227H23V224H20V220L18 221ZM196 220V221H197ZM209 220H210V218H209ZM251 220H248V223H246L247 221H245V223L247 224V226H246V224L245 223H243L242 225H244V227H248V224H249V226H250V224L251 223H253ZM257 220V219H256ZM259 220V219H258ZM8 221V220H7ZM162 221V222H163ZM251 221V222H250ZM21 222H24L25 223V221H24V219L23 220H21ZM164 222V223H165ZM171 222V223H170ZM224 222H227V221H225L224 220ZM258 222V221H257ZM261 222V220H259V222L258 223H260ZM8 223H9V221H8ZM13 223V224H12ZM11 224L12 225H14L15 227H18L17 225H18V223H17V225L14 223V222H12ZM232 224H234L233 222H231ZM257 223V224H258ZM3 224V223H2ZM62 224V223H61ZM238 223H235V228L237 227V226H239V225H237ZM166 225V224H165ZM213 225V224H212ZM215 225V224H214ZM237 225V226H236ZM256 225V224H255ZM259 225V224H258ZM261 225H262V223H261ZM3 226V225H2ZM1 226V227H2ZM14 226H11V227H14ZM210 228L212 227H214V226H211L210 224L208 225ZM7 227V226H6ZM9 227V226H8ZM11 227H9L8 229H11L10 231H12L13 229V233L11 232L10 234H13V235H11V238H12V236H14V235H18L20 232H23L20 228H11ZM181 227V226H180ZM259 227V226H258ZM175 228V227H174ZM178 228H179V226H178ZM209 228V229H210ZM211 228V229H212ZM3 229V230H2ZM2 229H0V230H2V231H0V232H4V234H6L5 233V228H2ZM17 229H20L21 231H15V230H17ZM24 229V231H26L25 230V228H23ZM83 229H85V227L83 228ZM182 229V228H181ZM207 229V228H206ZM210 229V230H211ZM238 229V228H237ZM257 229V228H256ZM89 230V229H88ZM87 230V231H88ZM235 230V229H234ZM261 230H264V229H262L261 228ZM9 231V230H8ZM7 231V232H8ZM15 231V232H14ZM230 231H231V227H230ZM237 231V230H236ZM19 232V233H18ZM180 232V231H179ZM207 232V231H206ZM222 232V231H221ZM249 232V231H248ZM90 233V232H89ZM153 233V232H152ZM178 233V232H177ZM185 233H187V234H189L188 232H185ZM185 233H183V235H186L187 237H188V235L187 234H185ZM209 233H211L210 235L211 236H208V238L210 237V241L211 242H213V243H211V245L212 244H214V245H212V246H210V248L208 249V248H204L203 246V248H204V252H203V256L206 258V260L208 261V262H210V263H217V264H246V262H244L245 260L243 259L242 260V258H244V257H242L241 258V254H238V253H236V251L233 249V248H231V247H229L231 244H230V242L229 241H225V238H227V236H228V238H229V235H226V237L225 236H223V234L222 233H220V231H218V230H215V227H214V230H211V231H209ZM232 233V232H231ZM233 233H235V232H233ZM232 233V234H233ZM236 233H238V232H236ZM255 233V232H254ZM8 234V233H7ZM22 235H23V233H21ZM21 234H19V236L21 235ZM26 234H28V233H25L24 232V235L22 236V237H24V239L26 240V238H30L29 240H31V236L28 234V236L29 237H27L26 236ZM91 234L93 235L94 233H92V231H91ZM231 234V235H232ZM239 234V233H238ZM14 236V238L11 240V238L9 239L8 238V240L10 241V242H8L7 241V239H5L6 241H4L5 242V244L6 245H8V243H11V245L12 246H14V248L13 249H11V250H9V251H11V253L9 252V255L8 256H11V254H14L15 253V250H16V253L15 254H19V252H20V250H18V248H19V246L20 245H22V243L20 244V241H22V239L21 238H18V236ZM182 235V234H181ZM190 235H191V233H190ZM200 235V234H199ZM201 235H203V233L201 234ZM209 235V234H208ZM230 235V236H231ZM233 235H235V234H233ZM233 235L231 236V237H233ZM2 236H4V235H2L1 234V238H0V242H2L1 241V239H2ZM20 236V237H21ZM26 236V237H25ZM186 236H183V237H186ZM235 236H237V235H235ZM92 237V236H91ZM193 237V236H192ZM191 236H190V238L188 237L187 239H189V241H191L190 239L192 238ZM207 237V236H206ZM212 237H213V239H212ZM230 237V238H231ZM6 238V237H5ZM86 238H88V237H86ZM200 238V237H199ZM205 238V237H204ZM235 238V237H234ZM3 239H4V237H3ZM20 239V240H19ZM24 239H23V241H24ZM202 239H203V237H202ZM202 239H200L201 241H206L205 239L204 240H202ZM228 240V239H227ZM32 241H34L35 242V240L32 238ZM32 241H25V242H27V245H26V247L28 246V242L30 243V242H32ZM195 241V240H194ZM194 241H191L192 242V246H194V244H193V242ZM200 241V242H201ZM3 242V243H4ZM6 242H8V243H6ZM197 243H195V245H197V247L199 248V244H200V242H198V241H196ZM206 242H208V241H206ZM227 242H229L228 244H227ZM37 243V242H36ZM199 243V244H198ZM262 243H264V242H262ZM5 244H3V245H1V243H0V248L2 249V247L5 245ZM38 244V243H37ZM36 244V245H37ZM191 244V243H190ZM230 244V245H229ZM236 244H238V243H235V245ZM10 244H9V247L10 248H12V246H11ZM32 246V245H31ZM5 247V246H4ZM4 247H3V249H4ZM9 247H8V249H9ZM29 247V246H28ZM27 247V248H28ZM195 247V246H194ZM196 247V248H197ZM202 247H200V248H202ZM260 250H261V252H264V245H261L260 244ZM7 248V247H6ZM16 248V249H15ZM31 249H33L32 247H30ZM202 248V249H203ZM0 249V251H2ZM29 249V248H28ZM30 249V250H31ZM5 250V249H4ZM14 250V253H12V251ZM198 250H200V249H198ZM17 251H19V252H17ZM31 251H33V250H31ZM241 251V250H240ZM5 252V251H4ZM26 252H30L29 250H26ZM39 252V251H38ZM5 253H7V252H5ZM35 253H37V252H35ZM34 252H32V254H35ZM8 254V253H7ZM39 254H41L40 252H39ZM39 254H36V255H39ZM28 255V254H27ZM34 256V255H32L33 257L32 258H35V257H37V256ZM240 255V256H239ZM13 256V255H12ZM29 256H30V254H29ZM42 256V255H41ZM41 256H39V257H41ZM259 256H261V254L259 255ZM17 257V256H16ZM21 257V261L24 259V258H22V256H20ZM256 257V256H255ZM255 257H253V258H255ZM11 257H9L8 258V260L10 259ZM13 258V260L15 259H17L16 261H17V263H16V261H12V262H14V264H23V261L22 262H20L19 261V259L20 258H15V257H12ZM12 258L10 259V261L12 260ZM258 259H256V261H255V264H264V258H259V257H257ZM40 259V258H39ZM28 260V259H27ZM37 260V259H36ZM44 260V259H43ZM214 260V261H213ZM9 261V262H10ZM26 261V260H25ZM42 261V260H41ZM40 261V262H41ZM43 262V261H42ZM45 262V261H44ZM49 262V261H48ZM249 262V261H248ZM254 264V260L251 262V264ZM44 264V263H43ZM50 264V263H49ZM248 264V263H247Z\"/></svg>", "mask_w": 264, "mask_h": 264}, {"label": "rangeland", "instance_id": "obj_2", "mask_svg": "<svg viewBox=\"0 0 264 264\" xmlns=\"http://www.w3.org/2000/svg\"><path fill=\"white\" fill-rule=\"evenodd\" d=\"M66 1H68V0H1L0 1V11L2 12V10H3V13H2V15H4L5 17H6V19H5V22H3V23H1L0 24V28L4 31V32H6V34H8V32H9V36L11 37L10 38V40H9V42L11 43L10 44V49L9 50H11V51H13L14 52V54H15V56H16V59L18 58L19 60H20V62L18 61V60H16L15 58H14V60L12 59V61H10V63L12 62L13 63V66L12 67H15V69H13L12 67H10V66H8V65H11L10 63L6 66V64L1 60V64H0V68L3 70V73H5V71L7 72H11V73H18V72H22L23 73V75H26V72H25V67L26 66H28V67H30V70H32L33 72H34V74L35 73H38L39 72V70H40V72L43 74V76H44V78H46V76L48 75V72L45 70L46 69V66L48 65V64H50V62L52 63V58H53V56L49 59V58H47V59H45L46 57H44V58H42V56H44L43 55V51L40 49L39 51H37V54L34 52V51H36V50H38L39 48H37L36 47V44H37V42H33V40L35 39H37V37L41 34V30H42V28L47 24H49V25H51V29L53 30L54 29V32L55 33H58L57 32V30H55L56 29V26L58 27V29L59 28H62L63 29V26H65V24L63 23V20H62V18L60 17V13H61V11H60V9H61V7H62V5L66 2ZM126 2H127V0H125ZM136 1H138V2H136ZM140 1H142V3L144 2V0H140ZM147 1H149V0H145V2H147ZM157 1V4L155 3ZM156 1H154V4L157 6H155L153 3H151V5H150V9L148 8V6L149 5H146L147 7H146V9L148 8L150 11L152 10L153 12H149V10L147 11V14L148 15H154V12L155 11H157L156 10V8L157 9H159L158 11H157V13L159 12V11H161L162 9H165V7H166V10H168V13H170L169 12V7L170 8H172V5H174L175 4V2H178V0H174V4H172L171 5V3L173 2L172 0H170V1H172L171 3H168V1L169 0H161L162 2H167V5H170V6H167L166 5V3H164L165 4V6H164V4L162 5L161 3H160V1L159 0H156ZM194 1V2H193ZM202 0H200V2H199V0H198V2H196V0H188V2H184L183 0L181 1L180 0V3L182 2H184L183 3V6L186 4V6H184L183 8H187V6L188 5H190V6H188V7H192V4H190V2H193V5H194V3L197 5V7L198 6H200L201 7V5L203 6V4H204V1H202ZM220 0H205V4L208 6V9H207V7H206V5L204 4V7H205V10L207 11V12H209L210 13V11H212V6H214L213 4L211 5V3L212 2H219ZM227 1V0H226ZM225 0L222 2V1H220V2H222L223 3V5H225V2H226ZM229 1V0H228ZM228 1L226 2L227 4H228ZM247 1V0H246ZM251 0H249V2H250ZM253 1V2H252ZM251 2L253 3H247V2H245V1H243V0H230L229 2H230V4H231V2H232V4L230 5V6H232L233 7V5H234V10H236V8L235 7H239V5L241 4L242 5V3L241 2H245L244 4H252V5H250V7H251V12H250V10H249V12H248V9L250 8L249 7V5H247V6H242L243 8L245 7L246 9V11L248 12L247 13V15L248 14H250V15H248L249 16V19L251 20V24L252 23H254V25H255V27H253V26H251V28L253 27L254 28V30H252V31H249V36H252V35H254V34H250V32H260V34H264V33H262V32H264V26H262V25H264V0H252ZM128 2H130V0H128ZM128 2H127V4H128ZM136 2V3H135ZM150 2H151V0H150ZM150 2H148L149 4H150ZM152 2H153V0H152ZM134 3V4H133ZM138 3V4H137ZM141 2H139V0H132L129 4H132L133 6H137V5H139ZM147 3V4H148ZM160 3V4H159ZM181 3V4H182ZM216 3H215V5H216ZM222 3H220V5L221 6H223L222 5ZM144 4V6H145V3H143ZM143 4H140L139 6H141V7H143ZM153 4V5H152ZM177 4V3H176ZM175 4V5H176ZM181 4H179V2H178V4L177 5H179V6H181L182 7V5ZM210 4V5H209ZM226 4V5H227ZM173 6V8H175L176 6ZM195 5V6H196ZM217 5H218V3H217ZM237 5V6H236ZM135 6V7H136ZM139 6H137V7H139ZM153 6H155V7H152ZM160 6H164V8H162L161 9V7ZM209 6H211L210 7V11H209ZM168 7V8H167ZM178 7V6H177ZM176 7V8H177ZM181 7H178L177 9L178 10H180V9H182ZM194 7V6H193ZM199 7V8H200ZM227 7H229V4L227 5ZM247 7H249L248 9H247ZM253 7V8H252ZM144 8V7H143ZM143 8H142V11H139L138 9H140V8H138L137 10H138V12H136V14L139 16V14L140 15H142V13H144V12H146V10L144 11L143 10ZM173 8L171 9V11L173 10ZM190 8H188L189 10H190ZM195 8V7H194ZM194 8H191V11L193 12V10H194ZM203 7H201L200 8V10H198V9H196L195 8V10H198L199 11V14L197 15H195L194 16V14L193 13H198L197 11H195V12H193L192 13V16L191 17H193L192 19H194V21H196L198 18H200V16L199 15H202L204 12L205 13H207L206 11H204L203 9H202ZM214 8H216V6L214 7ZM226 8V7H225ZM233 8H230V10H232ZM2 9V10H1ZM154 9V10H153ZM161 9V10H160ZM193 9V10H192ZM201 9H202V11H201ZM4 10H5V13H4ZM177 10V11H178ZM255 12H254V11ZM144 11V12H143ZM175 9L173 10V12H171L172 13V15H174V16H178L177 18H175L177 21L179 20V23H181V21L183 22L182 24H184L189 18H190V14H186L189 18L186 20V15L183 13L185 10H181V12L185 15H183L185 18H183L182 17V15H181V12L179 11L178 12V14H176L175 13ZM243 11V9L241 10V9H239V11H237V14H238V12H239V14L241 13ZM140 12V13H139ZM142 12V13H141ZM149 12V13H148ZM163 11H161L160 13H158V14H156L155 16L156 17H158V19L157 18H155V19H157L158 21L161 19V17L164 15L163 13H162ZM200 12H203V13H200ZM232 13H235V11L233 12V11H231ZM171 13H170V15H171ZM174 13V14H173ZM242 13H245L244 11L242 12ZM252 13V14H251ZM160 14H162V15H160ZM257 14V15H256ZM169 14H166V17H162V19L161 20H163L164 18V21L162 22L161 20V23H163L162 25V28L161 29H163V27H164V25L166 24L165 22H167V24H166V28L164 27V31H166V29H167V26H168V29H167V33H171L170 31L172 30L171 29V27L173 26H177L178 27V25H176V24H174L176 21H174V25L172 24V21L174 20L173 18H172V20H170L171 19V17H167ZM256 15V16H255ZM49 16V17H48ZM154 16V17H155ZM161 16V17H160ZM173 16V17H174ZM197 16H199V17H197ZM202 16H204V15H202ZM201 16V17H202ZM205 16H208L209 18H213V16H211V14H205ZM251 16H254V17H251ZM183 18L184 20H181V19H178V18ZM194 17H196L197 19H195ZM236 17H239V16H237L236 15ZM166 18L169 20V21H171L170 23H169V21L168 20H166ZM170 18V19H169ZM222 18H223V20L225 19V21H227L228 22V20L226 19V18H224V17H220V18H218L217 16H215V18L214 19H216L217 20V22L219 23V22H221V23H219L220 25H222V23H223V25H224V23H225V25L227 24V22H223V20H222ZM252 18V19H251ZM56 19H60L59 20V22L58 23H55V21L54 20H56ZM154 21H155V19L154 18H152ZM152 19H149L150 21L152 20ZM192 19L190 18L189 19V21L191 22L192 21ZM202 19H204L203 21H202ZM200 18V20L199 21H197V22H200V21H202V23L204 24V21L206 20V22H207V20H208V18L207 19H205V18ZM214 19H210V20H214ZM219 19V20H218ZM220 19L222 20V21H220ZM248 19V20H249ZM254 19V20H253ZM10 20V22H8ZM152 20V21H153ZM181 20V21H180ZM186 20V21H185ZM50 21V22H49ZM53 21V22H52ZM62 21V22H61ZM151 21V23H153ZM158 21H155V22H157L158 24H159V26L157 25V27H161V24H160V21L158 22ZM188 21V24L190 23ZM194 21H192V22H194ZM209 21V20H208ZM231 20H229V22H230ZM252 21H255V22H252ZM8 22V23H7ZM49 22V23H48ZM192 22H191V24H192ZM240 22H243V21H240ZM246 22V21H245ZM250 21H248V23H249ZM54 23H55V25H54ZM63 23V26H61V24ZM171 24V25H169V24ZM178 23V24H179ZM201 23V22H200ZM208 23V22H207ZM214 23H215V20H214ZM212 24V22H209V24H210V27H211V30L213 31V29H212V27L215 25V24ZM233 22L231 21L230 22V25L232 24ZM236 23V22H235ZM234 23V24H235ZM239 23V22H238ZM238 23H236V25L237 26H241L242 27V25H244V23H242V25H239ZM248 23L247 24H245V25H248ZM6 24H7V26H6ZM9 24V25H8ZM12 24H14V26L12 25ZM154 24V26H155V23H153ZM181 24V25H182ZM188 24H184V26H186L187 25V27H190ZM196 24V23H195ZM195 24H194V26H195ZM209 24H207V27H205V25H204V27L205 28H207L208 30H210L208 27V25ZM229 24V23H228ZM250 24V23H249ZM250 24V25H251ZM258 24V25H257ZM180 25V24H179ZM196 25H198V26H201V28L203 27L202 25H200L199 23L198 24H196ZM220 25H219V27L216 25L214 28L215 29H217V27H218V29L220 28ZM233 25V24H232ZM243 26V27H246V26ZM249 25V26H250ZM257 25V26H256ZM4 26V27H3ZM6 26V27H5ZM11 26H13V27H11ZM153 26V25H152ZM171 26V27H170ZM184 26H183V28H184ZM193 26V25H192ZM191 26V27H192ZM227 26V25H226ZM226 26H222L224 29L226 28ZM53 27V28H52ZM157 27H155V28H153V30H155V32L154 31H152L151 30V36L153 37L154 35H152V32H153V34L155 33L156 35H157V38H160V37H164V36H159L158 37V35L159 34H157L156 33V29H157V31L159 32V33H161V34H163V32L164 31H162V32H160V30L157 28ZM169 27H170V29L171 30H169ZM176 27V28H177ZM181 28V31H183L182 30V26H180ZM196 27V26H195ZM222 27H221V29H222ZM227 27H231V26H227ZM248 27V26H247ZM257 27H259V28H257ZM14 28V29H13ZM175 28V27H174ZM174 28H173V30H174ZM186 28V27H185ZM184 28V30H185V32H186V29ZM192 28H194V27H192ZM249 28V27H248ZM10 29V30H9ZM180 29H179V31H180ZM204 28H202V30H203ZM207 29H204V31H206ZM173 30H172V34H173ZM178 30V29H177ZM177 30L175 29V31H176V33H177V35L178 36H180L179 34H178V32H177ZM190 30V31H189ZM194 30H196L195 32L197 33H199L201 30L199 29V31L197 30V27H196V29L194 28ZM194 30H191V29H188L187 30V32L189 31V32H191L190 34V37H193L192 36V31L194 32ZM207 30V31H208ZM256 30V31H255ZM59 31H60V29H59ZM169 31V32H168ZM175 31H174V33H175ZM180 31V32H181ZM204 31H201L200 33H201V35H202V32H204ZM206 31V34H203L204 36H203V38H202V36H201V38H202V40L203 41H205L206 42V44L208 43V46L211 44L212 45V43L214 42L215 44H216V38H220V40H222L223 38H226V36H228V39H229V37H230V35H228L229 34V32H228V34L226 35V36H222V35H225L224 33H226L225 31L224 32H220V34H222V35H219L218 34V36H221V37H214V33H216L215 31H213V33H209V32H207ZM211 31V32H212ZM184 32V31H183ZM183 32H181V33H183ZM188 32V33H189ZM193 33V34H196V33ZM60 33H62V31L61 32H59V34ZM167 33H166V37L167 38H170V36H172L171 34H169V36H167ZM176 33H175V36L177 37V35H176ZM197 33V35H198V37H199V34ZM205 33V32H204ZM59 34H58V36H56V38L54 39V37L52 38V40L54 39V41H56L57 40V37H59ZM150 34V33H149ZM160 34V35H161ZM165 34V33H164ZM184 34L185 33H183V35H181V36H183V37H185L184 36ZM209 34V36H207V37H209V39H205L204 40V37H206L205 35H208ZM210 34H212L213 36H210ZM231 34V33H230ZM257 34V33H256ZM255 34V35H256ZM260 34H258L259 36H261ZM57 35V34H56ZM156 35H155V38H156ZM186 35V34H185ZM188 35V34H187ZM216 35V34H215ZM254 35V36H255ZM257 35V36H258ZM150 36V37H151ZM174 36V37H175ZM189 36V35H188ZM196 35H194V37H195ZM254 36H252V37H254ZM258 36V37H259ZM262 36H264V35H262ZM173 37V36H172ZM171 37V38H172ZM197 37V39H199ZM206 37V38H207ZM211 37H214V38H211ZM223 37V38H222ZM141 38H143V37H141ZM180 38V37H179ZM201 38L198 40V41H200L201 40ZM211 38V39H210ZM144 39V38H143ZM143 39H140V40H143ZM177 39H178V37H177ZM181 39H186V37L185 38H181ZM188 39V38H187ZM186 39V40H187ZM194 39V38H193ZM196 39V40H197ZM213 39V40H212ZM227 39V40H228ZM253 39V41H254V39L256 40V37L255 38H251V40ZM260 40L261 41V43L262 42H264V41H262L261 39H264V38H257V40ZM145 40V39H144ZM180 40V39H179ZM190 41L192 40V38L191 39H189ZM189 40H187L186 41V43H188L189 42ZM196 40H192V43L194 42V41H196ZM229 40H231V37H230V39ZM229 40H228V42H229ZM258 40V41H259ZM7 41V40H6ZM183 41V40H182ZM196 42L197 43V45L196 46H198V47H200L199 45H201V44H198L199 42ZM208 41H210V42H208ZM212 41V42H211ZM219 40H217V42H218ZM223 41V40H222ZM220 42V43H224V41L226 42V40L224 39V41L223 42ZM257 41V42H258ZM204 42V43H205ZM35 44V46H34V44ZM183 43V42H182ZM195 42H194V45L196 44ZM203 43V42H202ZM210 43V44H209ZM230 43V42H229ZM259 43V42H258ZM183 44H185V41H184V43ZM188 44H191L190 42L188 43ZM205 44V45H206ZM214 44V45H215ZM204 45V46H205ZM209 46V47H207V45H206V47H207V49L209 48L210 50L212 49V48H214V46ZM218 45H221V44H218ZM261 45V44H260ZM216 46H217V44H216ZM262 47H264V45H261ZM197 47V48H198ZM211 47V48H210ZM229 47V49H227ZM226 49H222L223 51H224V55L228 52V53H230L229 52V50L231 51L232 50V47L231 46H228ZM49 48H50V46H49ZM196 48V50H198V49H200V48H198L197 49ZM235 48V47H234ZM233 48V49H234ZM35 49V50H34ZM52 49V48H51ZM50 49V50H51ZM202 49H204V48H202ZM206 49V48H205ZM204 49V53H203V51H199L198 53L200 54V55H204L205 54V50ZM209 49L207 50L208 52H207V54H209ZM242 49V48H241ZM241 49H237V51H239V50H241ZM262 49V48H261ZM201 50V49H200ZM227 52H226V51ZM235 50V53L234 54H236L235 56H237V54H238V57H239V53H237L236 52V49H234ZM262 50H264V49H262ZM23 51V52H22ZM211 51H214V49L213 50H211ZM210 51V52H211ZM215 51H217V50H215ZM215 51H214V53H215ZM221 51V50H220ZM219 51V54H221V52ZM242 51V50H241ZM244 51V50H243ZM256 51V50H255ZM40 52H41V54H40ZM234 51H232V53H233ZM240 52V51H239ZM202 53V54H201ZM241 53V52H240ZM254 53H256V52H254ZM42 55V56H40V55ZM216 54V53H215ZM231 54V53H230ZM233 54V55H234ZM38 55V56H37ZM53 55H57V54H53ZM210 55V54H209ZM213 57H214V54H211ZM227 55V58H228V56H231L230 58H232V54L231 55H228V54H226ZM241 55V54H240ZM246 55V54H245ZM18 56V57H17ZM54 56V57H55ZM196 56H199V55H197V53H196ZM205 56H206V54H205ZM216 56V55H215ZM221 56V58L220 59H222V55H220ZM244 56V54L242 55V57ZM247 56V55H246ZM57 57L58 56H56V58L55 59H57ZM201 59H202V57L201 56H199ZM198 57V59H199V61H203V60H201L200 58ZM206 57H208V55L206 56ZM210 57V56H209ZM225 57V56H224ZM224 57H223V59H224ZM217 58H218V55H217ZM40 59H44V60H46V61H43V60H40ZM55 59H53V61L55 60ZM203 59H205V58H203ZM209 59H212L211 57L209 58ZM208 59V60H209ZM219 59V60H220ZM225 59H226V57H225ZM15 60L18 62H15ZM48 60H50V61H48ZM205 60H207V59H205ZM215 59H212V62L214 61ZM42 61V62H41ZM222 61H225V60H222ZM227 61H229V59L227 60ZM226 61V62H227ZM55 62H56V60H55ZM55 62H53V63H55ZM204 62V61H203ZM202 62V63H203ZM210 62H211V60H210ZM211 62V63H212ZM217 62V61H216ZM225 62V66H227V64L229 63H226ZM231 62V61H230ZM22 63V64H21ZM202 63H200V65L202 64ZM206 62H204L203 64H205ZM210 63V64H211ZM219 63V62H218ZM208 64V63H207ZM207 64H205V65H203V67L204 66H206ZM210 64H208L209 66H210ZM214 64H215V61H214ZM221 64H223L224 65V62L223 63H221ZM4 65V66H3ZM21 65V66H20ZM41 65V66H40ZM207 65V66H208ZM218 65H220V63L218 64ZM223 65H220V66H222V68L224 67ZM231 65V64H230ZM36 66H38V67H36ZM55 66V65H54ZM53 66V67H54ZM178 66V65H177ZM176 66V68H178V67H180V66H178L177 67ZM212 66H214V65H212ZM220 66H217V68L218 67H220ZM215 67H216V65H215ZM230 68V66H229V64H228V66L226 67V69L227 68ZM56 68V67H55ZM201 68H202V66H201ZM211 68H213V67H211ZM216 68V69H217ZM228 68V69H229ZM261 66H257V68H255L254 70L256 71V73H257V76H259V77H257V78H260V75H261V77H262V73L260 74V73H258V72H260V70H261V72H264V71H262V70H264V68H261ZM13 69V70H12ZM39 69V70H38ZM57 69V68H56ZM180 69V68H179ZM204 69V68H203ZM214 69V68H213ZM215 69V70H216ZM14 70H15V72H14ZM182 70V69H181ZM181 70H180V72H181ZM208 70L210 71V67L208 68ZM212 70V69H211ZM218 70V69H217ZM54 71H56V78H54V79H56V81L54 80V82H57V79H58V82H60V81H62V80H60L61 78L63 79V77L60 75L61 73H58V69L57 70H55L54 69ZM177 72H178V69L176 70ZM207 71V70H206ZM220 71V70H219ZM221 72H224V70L223 71H221ZM260 74V75H259ZM36 75H38V74H36ZM189 75V74H188ZM59 76H61V78H58ZM181 76H183V75H181ZM181 76L179 77H177L178 78V80L180 81V84H181V79L182 80H184L183 82L185 83L186 82V79H191V76H187V74H185L184 76H185V79H183V78H181ZM35 75L34 76H31L30 75V77H29V79H27V87L28 88H30V85H31V88L30 89H32V88H35L38 92H40V90L42 91V87L39 85L40 83H39V80L38 79H36V80H38V81H36L35 80ZM187 77V78H186ZM189 77V78H188ZM177 78H174V79H176L177 80ZM181 78V79H180ZM189 79V80H190ZM261 79V81L262 80H264V79H262V78H260ZM60 80V81H59ZM188 80V81H189ZM22 81V79L20 80V81H18V83L19 82H21ZM33 81H35L36 82V84H34L35 82H33ZM211 81V80H210ZM210 81H204L203 82V84H205V85H210V84H213V85H210V86H212V89L213 88H219L217 91L214 89V91L212 90V89H210L211 90V94L210 93H208V98L210 99V100H212V101H214V105L215 106H218V107H220L221 109H220V111L216 108H214V107H212L209 103H207L206 101H204V99H203V101H201V100H198V99H195L194 101H193V103L192 104H197L198 102H200V103H202V104H204L205 106H207L209 109H210V111H211V118H210V120H209V122H211V121H214L213 123H214V129H206V128H204V129H202L203 130V132H201V134H199V135H197V137H196V135H194V133H195V131L193 130V132L194 133H192L191 134V132H187L189 129L188 128H186L185 127V125H183V121H181V122H179V119H177V118H180V117H177L178 116V112L174 109H172L171 110V112H170V109H171V107H173L174 108V106L176 107V104L177 103H175V100H179V99H177L178 97H176L174 100L173 99H171L172 101H174L173 103H175V104H173L172 103V105L170 106L169 105V107L168 108H170V109H168L169 111H168V113H166L167 112V107L166 108H164L165 106H167L168 104L167 103H163V102H166V98H168L167 97V95L164 97V96H162L161 94V96H162V98H164V99H161L160 98V101L161 100H163V104L161 103V104H159L160 106L161 105H163L162 107H163V109L164 110H161L162 108H160V106L158 107L159 109H157L156 107H157V105H156V103H160L158 100H156V98H157V96H155V95H153V99H152V95H151V100H153L154 102H155V105L154 106H156V107H152V105L154 104V103H152L151 104V106H150V108H149V111L151 112L150 114H149V111L146 113L143 109V114H148V115H150V116H144L143 117V115H142V112H140L141 111V107H136V106H134V105H137V103H136V99L135 98H139V97H142L141 95H140V93H139V95H137L138 93L137 92H133V93H131L130 94V99L128 100V102H126L124 105L122 104V105H117V111L115 112V113H110L109 114V118L111 117V115L113 116L112 118H113V120H114V118H115V116L116 115H119V119L118 120H120V122H121V124H119L118 123V121H117V123L114 121V123H116V124H118V125H116V124H112V126L114 125V126H116V128H117V126H118V131H120L121 132V135L122 136H119L120 134L117 132V131H114L113 130V132H115V133H118V135L117 134H115V133H112L111 131H110V126H111V123H109V121L112 119H108V114L106 115V117H105V115H103L104 117H105V119L106 120H109V121H107V123L109 124V131L110 132H108V127H107V129H102V131L100 132L99 130V133H98V131H96V127H93L91 124V126L89 127V124H87L88 125V127H89V129L91 128V135H89L88 133H90V131L88 132V133H85V132H83V131H85L86 129L85 128H87V125H86V123H89L90 122V120L89 119H87L86 118V120H84L85 119V117H89V116H87V114L88 115H90V110H89V107H91L92 106V103L90 102V101H85V102H87V103H85L84 104V102H82V100L80 99L81 97L79 96H77L78 94H76V88H74V87H70L71 88V90H72V93H75L76 94V96L79 98V100H78V102H80L81 101V103H83V105L85 106V112H86V108H88V112H86V115L84 116V118L83 117H81V113L79 114V112H76V116L77 117H79V120H78V118H75V116L73 115V118H71L70 117V119H71V122H72V128H73V131L75 132V129H77L76 131H78V128L77 127H80L79 129L81 130V128H83L84 130L83 131H80V132H83V133H85V137L87 136V134H88V136H90V138H91V136H92V133H93V135H94V133H95V135H96V133H97V137H99V139L101 138V139H103V138H105V140H106V136H108V134L110 135V136H108L109 137V139L110 140H112V141H114V142H116V145H118L119 144V146L124 150V152L128 155H130L129 157H132L131 159L133 160L132 162L134 163V166L137 168V170L138 171H140V172H138L137 171V173H141V174H139V176H138V178L140 179L141 177V180L143 181V184H145V185H147L148 186V184H151V183H155V180H156V178H157V182L156 183H158V180H160L159 182H162L163 184H161V186H164V188L166 189V191L164 190V193L165 192H168L167 190V188L169 187V188H171L170 190L171 191H173L175 194H179V195H181V197L182 198H184L185 200H186V202H187V206H183L184 208H185V210H184V208L183 207H180V206H178V208L179 209H177V208H172L173 206L171 205V204H167L168 202L170 203V201H168L170 198L168 197H166L165 198V201H168L166 204H165V206L167 207V208H172L173 210L172 211H170L169 213H173L172 215H171V217H172V219H174V222L176 223H178V225H179V228L177 227L176 229H181L182 230V232L183 233H185V232H188L189 234H187V233H185V234H187L188 235V237L190 238V236L192 237L190 240L191 241H194L193 242V244L195 245V243H197L196 241H198V242H200L201 240L200 239H202V237H203V239L202 240H204L205 238V240L206 241H208V242H206V241H201L200 242V244L198 245L199 246V248L197 247V245H195L196 247H197V249H200L199 250V252L200 253H203L204 252V248H210V246H212V245H214V244H212L211 245V243H213V242H211L210 241V237L208 238V236H211L210 234L211 233H209V231H211V230H214V227H215V230H218V231H220V233H222L223 234V236H225L226 237V235H229V238H228V236H227V238H225V241H229L230 242V246L229 247H231V248H233L235 251H236V249L238 250V251H240L241 253H243L244 254V262H246V264L248 263V264H251V262L254 260V264H255V261H256V259H258L257 257H259V258H264V252H261V250H260V244L261 245H264V243H262V242H264V230H261V228L262 229H264V219H261V218H264V210H262V209H264V204H261L262 205V208H260L261 207V205L259 206V210H258V204H260V202L261 203H264V195H262V193H264V192H262V193H260L261 192V190L260 189H262V187H264V149H261V147L260 146H262V145H259V143H257L260 139H261V137H264V133H262V132H264V98H262V99H259V98H257L256 99V97H254V96H251V95H246V93H245V95H244V93H239L240 91H235V90H232V89H230V90H228V88L226 87H224V86H221V85H219L218 86V84H217V87L215 86V87H213L216 83L214 82V81H211V83H209ZM53 82V83H54ZM183 82H182V85H181V87L183 86L184 87V89L186 90L187 88H191V87H187L188 85H186L187 84V82H186V84H184V85H186V86H184L183 85ZM213 82V83H212ZM17 82L15 83L16 85H14V86H12V87H6V90L5 91H3V95L4 96H7L8 95V93L10 94V93H12V92H14V87H16V86H18L17 84H18ZM38 83V84H37ZM61 83V82H60ZM60 83H58V86L60 85ZM215 83V84H214ZM30 84V85H29ZM55 84V83H54ZM180 84L178 85L179 87H180ZM201 84V83H200ZM32 85L34 86V85H36V86H34V87H32ZM57 85V84H56ZM70 85V84H69ZM177 85L176 86H174V87H176L175 89H174V87H173V89L174 90H176V93L174 92V93H171V94H173V95H177V91H179V90H177V89H179L178 87H177ZM40 86V87H39ZM166 86H167V88H166ZM164 88H165V90L167 89H172L171 88V86L169 85H166ZM198 86H200V87H202V84L201 85H198ZM204 86V85H203ZM210 86H208L209 88H211ZM220 86L222 87L221 89H224V90H220ZM60 87V86H59ZM162 87V86H161ZM181 87H180V89H181ZM186 87V88H185ZM200 87H197V88H200ZM224 87V88H223ZM41 88V89H40ZM163 88V87H162ZM162 88H160V89H158V87H157V89L160 91V90H162ZM164 88H163V90H164ZM204 88H205V90L207 89V87H205L204 86ZM203 88V89H204ZM208 88V89H209ZM33 90V92L35 93V91L36 90ZM75 89V90H74ZM155 89V91H157L158 92V90L156 89V88H154ZM183 88H182V90H184ZM201 89V88H200ZM202 89V90H203ZM208 89L206 90V91H208ZM227 89V90H226ZM60 90H62V92H63V88H59V91ZM174 90H172V91H174ZM188 90V89H187ZM202 90H200V91H202ZM56 91H57V89H56ZM65 91V94H60L59 92V94L60 95H58L59 97H60V99H65V100H67L68 98H66L65 96H63V95H66V94H68L67 93V91L66 90H64ZM154 91V90H153ZM190 91H193V90H189L188 91V94H189V92ZM196 91L197 92H200L199 91V89L197 90L196 89ZM232 91V92H231ZM8 92V93H7ZM37 92V93H38ZM61 92V91H60ZM182 92V91H181ZM210 92V91H209ZM218 92V93H217ZM134 93H136L135 95H134ZM142 93V92H141ZM144 93V92H143ZM153 93H155V92H153ZM186 93V95H187V92H184V94ZM193 94H194V91L192 92ZM220 93V94H219ZM74 94V95H75ZM166 94V93H165ZM170 94V93H169ZM168 94V95H169ZM170 94V95H171ZM179 94H180V92H179ZM183 94V95H184ZM190 94H191V92H190ZM196 94V93H195ZM211 96H210V95ZM143 95H145V93L143 94ZM158 95V94H157ZM159 95V96H160ZM164 95V94H163ZM175 95V96H176ZM181 95V94H180ZM180 95H178V96H180ZM183 95H181V97L183 96ZM185 95V96H186ZM243 95V96H242ZM137 96V97H136ZM158 96V97H159ZM160 96V97H161ZM172 96V95H171ZM171 96H170V98H171ZM174 96V97H175ZM185 96H183V97H185ZM191 96V95H190ZM193 96V95H192ZM191 96V97H192ZM65 97V98H64ZM132 97H135V98H132ZM144 97V96H143ZM186 97H188V98H190L189 96H186ZM186 97L184 98L187 102H189L190 100H187L186 99ZM213 97V98H212ZM254 97V98H253ZM78 98H76V99H78ZM155 98V99H154ZM180 98V97H179ZM261 98V97H260ZM180 99H183V98H180ZM183 99V100H184ZM133 100H135V101H133ZM139 100V99H138ZM165 100V101H164ZM169 100V99H168ZM167 100V102H169ZM182 100V101H183ZM184 100V101H185ZM198 100V101H197ZM152 101V102H153ZM182 101L181 102H179V101H177L178 103H180L181 105H183L184 104V106L185 105H187V104H185V102H183L182 103ZM228 101V102H227ZM134 104H133V103ZM89 103H91V104H89ZM129 103H132V104H129ZM170 103H171V101H170ZM224 103V104H223ZM260 103V104H259ZM179 104V105H180ZM227 104V105H226ZM17 105H18V107L19 108H21V106H20V104L19 103H17ZM126 105V106H125ZM132 105V106H131ZM174 105V106H173ZM221 105V106H220ZM223 105V106H222ZM123 106V107H122ZM138 106V105H137ZM178 106V105H177ZM179 107V106H178ZM178 107H176V108H178ZM192 107H194V106H192ZM137 110H136V109ZM143 108V107H142ZM155 108V109H154ZM133 109H135L136 110V114H134V112H135V110H133ZM192 109V108H191ZM234 109V110H233ZM23 110V109H22ZM71 110H73V109H71L70 108V110L69 111H71ZM75 110V109H74ZM152 110V111H151ZM166 110V112H164ZM193 110V109H192ZM192 110H190L191 111V113H192ZM76 111V110H75ZM125 111H127V112H125ZM139 111V112H138ZM120 112H122V114L120 113ZM128 112H130L129 114H128ZM159 113V114H157L158 116L156 117V116H154V115H151V114H153V113ZM219 112H221V113H219ZM223 112V113H222ZM69 113H74L73 111H71V112H69ZM124 113V114H123ZM127 113V115H131V117H129L128 116V119H127V117H124V116H127V115H125ZM141 114L142 115V117H141V115H140V117L138 116H135V115H137V114ZM191 113H190V116H191ZM231 113H233V114H231ZM27 114V111L25 110H23L22 111V113L20 114L21 116L23 115H26ZM75 114V113H74ZM114 114V115H113ZM135 117H137V119H135L134 118V116ZM138 114V115H139ZM164 114V115H163ZM219 114L220 115H222V116H219ZM80 115V116H79ZM122 115H123V117H122ZM91 116V119H92V117L94 116H92V115H90ZM132 116H133V118H132ZM152 116H153V118L155 119V120H153V118H152ZM163 116V117H162ZM217 116H219V118L220 119H218V117ZM102 117V116H101ZM100 117V118H101ZM149 117H150V119H149ZM160 117H162V118H160ZM221 117H222V119H221ZM228 117V118H227ZM75 118V119H74ZM80 118H83L82 120L80 119ZM99 118V119H100ZM117 118V117H116ZM115 118V119H116ZM130 118V119H129ZM140 118H143V120H141ZM159 118V119H158ZM193 118V117H192ZM73 119V120H72ZM93 119H97L95 116L93 117ZM122 119V120H121ZM124 119H126V120H128L127 122L129 123V122H132V121H135L134 123H132V127L133 128H131L130 126V124H128L127 122V124L129 125V131L131 132V130H133L134 129V131H132V134L131 133H129V131L127 130V127H128V125H127V127H125V128H123L124 126H126L125 125V120ZM138 119H139V121L143 124H146L145 123V121L148 123V120H149V123L151 124H153V125H156V126H159L160 125V122H161V124L162 125H166L165 127L164 126H162L161 125V128H166V129H163L164 130V133H166L167 134V132H166V130H168V128H170V126H171V129H169V130H171V132H175V133H170L169 131H168V133H170L169 135H172V136H168V138H169V141H171V139H172V141H174V139L175 140H179V138H181V141L184 143V145H188V144H186V143H190V141L192 140V138H193V140L191 141V143L192 144H189L187 147H189V148H187L188 150L186 151L185 150V146L182 144H180V142L177 144L176 143V141H174L173 143H175V144H173V143H171V142H169L168 140H166V139H163V140H165L166 142H164V141H161V139H162V135L163 134H160L159 132H157L156 130L157 129H159V127L158 128H156L155 126H153L152 124V126L153 127H151V125H149V124H147V125H149V127H151V128H153L154 129V127L156 128V130L154 129V130H152L151 128H150V130H149V132H146V133H148V134H141V133H143L144 132V129H146V128H148V127H146V128H142V126L143 125H141V123L139 122V125H141V127H139L138 125H137V128H136V121L138 122ZM144 119H148V120H145L144 121ZM218 119V120H217ZM79 121V122H81L82 121V123H78V122H76V121ZM87 120H89V121H87ZM100 120H102V118L100 119ZM160 122H159V121ZM163 120V121H162ZM165 120V121H164ZM181 120H182V118H181ZM216 120V121H215ZM226 120V121H225ZM237 120V121H236ZM74 121V122H73ZM83 121H86V123H84V126H82L81 124H83ZM122 121L124 122L123 123V126H122ZM144 121V122H143ZM152 121V122H151ZM154 121V122H153ZM158 123V125H157V123ZM219 121V122H218ZM231 121H232V124H234L233 123V121H235V125H237L238 127H240V128H242V130L240 129H238V127H236V129L234 130V129H232L233 128V126L234 125H232L231 124ZM112 122V121H111ZM197 122L198 121H196V126H197ZM209 122H207V123H209ZM222 122H224V123H222ZM227 122H230V123H227ZM238 122V123H237ZM76 123H78L79 124V126H78V124L76 125ZM225 124V127H224V125H223V128L227 131V133H226V131L225 130H223V129H221L220 130V128L222 127V125H221V127H220V125L219 124ZM240 123V124H239ZM74 124H75V126H76V128H75V126H74ZM168 124V125H167ZM198 124H200V122L198 123ZM231 125L230 127H232L231 129L229 128V126L228 127H226V125ZM247 124V125H246ZM82 127H81V126ZM202 125V124H201ZM203 125H206V124H203ZM244 125V126H243ZM251 126V130H250V126ZM108 126V125H107ZM113 126V127H114ZM182 126H183V128H182ZM199 126V125H198ZM242 126V127H241ZM248 127V128H246V130H245V128L244 127ZM187 129V133L185 132V128ZM205 127V126H204ZM219 127V128H218ZM94 128V129H93ZM123 128V129H122ZM135 128H136V130L138 129H140L141 128V131H142V129H143V132H141V133H139L138 132V130L136 131L135 130ZM160 128V129H161ZM232 131L233 130V132H231V131H229V129ZM234 128H235V126H234ZM252 128L254 129V130H252ZM88 129V128H87ZM88 129V130H89ZM98 129V128H97ZM113 129V128H112ZM116 129V130H117ZM218 129V130H217ZM87 130V131H88ZM107 130V132H108V134L106 133L105 135L103 134V132H105V131ZM123 130H125V132H123V133H125V134H122V131ZM151 130H152V132L153 131H156V133H159L162 137L160 138V140H159V142L157 141L158 139V137H156V136H154L156 139H153L152 138V141H150V143H148L149 142V138H148V140H145L146 141V144H145V141L143 140H141L142 141V143H140V137H139V135L141 134V136H143V138H145L147 135L151 138V137H153V135H155V134H150L151 133ZM201 130V131H202ZM206 130H207V132H206ZM223 130V131H222ZM239 130V131H238ZM249 132H248V131ZM94 131V132H93ZM96 131V132H95ZM140 131V130H139ZM146 131H148V130H146ZM189 131H192V129L191 130H189ZM206 133H205V132ZM209 131H210V133H209ZM212 131H216V134H215V136L220 140V141H222V142H224L223 140L225 139H223V137L224 136H226V135H224V134H221L222 132H224L225 134H229L230 132V134L232 135V136H240L241 138H246L247 137V140L250 138V136H251V140H252V138H254V140H252V141H247L246 139V142H245V140H244V142H241V143H243L244 144V146H241V145H243V144H238L239 145V149L236 147L237 145L235 144V141L236 140H240V137H239V139L237 138L234 142L233 141H231L230 140V137L228 138V137H226L227 139H229V142H227L226 141V144H229L230 142V146L233 144V146H231V147H233L234 149H238V150H234V149H229L230 147H229V145H228V147H226L227 145H225V143H224V145H225V148L227 149V150H225V148H224V146L223 147H221V145H220V147H218L219 146V144H217L216 146L214 145H212V143L210 142V139H206L207 138V136L210 138V134L212 133L213 134V132ZM236 131V132H235ZM242 131V132H241ZM253 131H254V133H253ZM257 131V132H256ZM261 131V132H260ZM129 133V135H128V133ZM161 132H162V130H161ZM197 132V131H196ZM219 132V133H218ZM100 133H102L101 135H100ZM135 133H137V134H135ZM153 133H155V132H153ZM184 135H183V134ZM203 133L205 134L204 136H206L205 138H202L201 136H203ZM218 133V134H217ZM236 133H238V134H236ZM258 133V134H257ZM73 134H76V135H79L80 136V134L81 133H78L77 134V132L76 133H73ZM72 134V135H73ZM99 134V135H98ZM131 134V135H130ZM150 134V135H149ZM175 134V135H174ZM191 136H190V135ZM195 134H198V132L197 133H195ZM211 134V135H212ZM241 134V135H240ZM72 135H70V138L71 139H73V137L75 138L76 136H72ZM136 135H138V139H139V142H137L136 140H138L137 138L135 139V137H137ZM159 135V136H160ZM181 135V136H180ZM201 135V136H200ZM219 135V136H218ZM87 136V137H88ZM105 136V137H104ZM124 136H126L125 138H126V140H125V138H124ZM147 136V137H148ZM179 136V137H178ZM193 136H195L196 137V140L194 141V137ZM199 136V137H198ZM203 136V137H204ZM223 136V137H222ZM229 136V135H228ZM249 136V137H248ZM254 136V137H253ZM86 137V138H87ZM93 137V136H92ZM96 137V136H95ZM103 137V138H102ZM120 137V138H119ZM128 137V138H127ZM131 137V138H130ZM171 137H173V138H171ZM202 138V139H204V140H202V139H199V138ZM211 137H213V136H211ZM216 137H214L213 139H215ZM77 138H78V136H77ZM122 138V139H121ZM167 138V139H168ZM188 138V139H187ZM233 138V139H232ZM231 139L232 140H234L235 139V137H232ZM256 138H257V142H256ZM88 139H89V137H88ZM124 139V140H123ZM142 139V138H141ZM191 139V140H190ZM223 139V140H222ZM226 139V140H227ZM75 140V139H74ZM104 140V139H103ZM184 140H186V141H184ZM199 140V141H198ZM209 140V141H208ZM219 140H218V142H219ZM243 139H241V141H242ZM262 140H264V139H261V141H259L260 142V144H264V143H261L262 142ZM133 141V143H135L136 142V146L137 145H139V146H137V149H138V154L136 155V153L135 154H133L132 153V151H133V147L131 146H126L127 144H132L131 142ZM148 141V142H147ZM153 141H154V143H153ZM158 143H157V142ZM188 141V142H187ZM194 141V142H193ZM197 141V142H196ZM214 142L216 141V140H213ZM212 141V142H213ZM47 142V143H46ZM121 142H123V143H121ZM127 142H130V143H127ZM144 142V143H143ZM181 142V143H182ZM196 142V143H195ZM200 142V143H199ZM209 142V143H208ZM222 142H220V144H222ZM238 142V141H237ZM236 142V143H237ZM250 142H252V145H250L249 143ZM27 143V142H26ZM138 143V144H137ZM145 144V145H151V147L154 149V151L152 150V148L151 147H149L150 148V152L152 153H150V152H148V151H146L147 150V146H142V145H140V144ZM167 143V144H166ZM168 143H171V145L173 144V145H175V146H179L180 147V149L181 150H177V154L173 157V158H175L174 159V161L176 162V159H177V163H176V165L178 164L179 166H178V168H176L174 165H175V163H174V165H172V164H170V163H173L174 161H173V159L172 160H170V161H168L167 159H165L164 160V149H165V147H166V145L168 146ZM200 144V145H197V144ZM208 144V146H206L207 144ZM211 143V144H210ZM238 143H240V142H238ZM28 145H30V146H32V147H34V148H36L39 152L38 153H43V154H45L46 153V155L48 154V156H50V157H56L57 159H54V160H57V161H59V162H61V163H63V164H69L70 163V161H69V159H70V155H67L66 157L64 156V154L62 153L61 155L59 154V152H58V150H60L61 149V146H60V143L59 142H57V141H55L54 143H52V141H48V140H45V141H40V138L38 137V136H34V140H32V141H29L28 143H27ZM101 144V143H100ZM123 144V145H122ZM126 144V145H125ZM152 144L154 145V146H152ZM158 144H160V145H158ZM163 144V145H162ZM165 144V145H164ZM247 144V145H246ZM249 144V145H248ZM133 145V144H132ZM162 145V148H157L159 151V153H155L156 151H157V149H156V147L157 146H161ZM170 145V144H169ZM194 145H195V147H194ZM210 145H212V146H210ZM259 145V146H258ZM102 146V145H101ZM101 146H99V147H101ZM125 147V149H124V147ZM141 146H142V148H141ZM177 146V148H179ZM183 146H184V148H183ZM209 146H210V148H209ZM139 147H140V149H139ZM172 147V146H171ZM200 149H199V148ZM204 147V148H203ZM207 147V148H206ZM213 147L214 148H217V149H214L213 150ZM176 148V149H177ZM204 149V151H202L201 149ZM205 148H206V150H205ZM221 148V149H220ZM143 150V149H145V150H143V151H145V153H143V154H140L143 158H146V159H144L143 160V158L142 157H140V155H139V153H142V152H140L139 150ZM160 149H162V151L160 150ZM191 149V150H190ZM199 149V150H198ZM261 149V150H260ZM62 150V149H61ZM141 150V151H142ZM217 150H219V151H217ZM225 150V151H224ZM178 151H179V154H178ZM185 151H186V153H185ZM211 151V152H210ZM154 152V153H153ZM180 152H182V153H180ZM184 152V153H183ZM203 152V153H202ZM148 153H150V155L151 156H149V157H151L149 160H147L148 158L146 157L147 156V154ZM161 153H163V154H161ZM213 153H215V154H213ZM237 153V155L239 156V155H241V156H237L239 159H240V157L242 158V160L240 159H238V160H236V156L235 155H233V154H236ZM239 153V154H238ZM182 154V155H181ZM197 154H198V156H197ZM200 154H201V156H200ZM212 154V155H211ZM224 154V155H223ZM42 155V154H41ZM144 155H145V157H144ZM149 155V154H148ZM163 155V156H162ZM191 155V156H190ZM193 155H194V157H193ZM225 155H228V159H230L232 156H234V157H236V158H231L230 160H232V163H231V161H228V159H225L226 161H223L224 160V158L223 157H225ZM44 156V155H43ZM156 156V157H155ZM204 156V157H203ZM213 156V157H212ZM222 156V157H221ZM231 156V157H230ZM46 157V156H45ZM102 157H103V155H102ZM153 157V158H152ZM192 158L191 160H190V158ZM203 158V159H201V158ZM215 157V158H214ZM218 157V158H217ZM221 157V158H220ZM48 158V157H47ZM181 158V159H180ZM186 159V160H188L186 163H189V164H186L185 162H184V159ZM209 158V159H208ZM216 158H217V160H216ZM225 158H227V156L225 157ZM50 159H52V158H50ZM194 159V160H193ZM201 159V160H200ZM205 159H207V160H209L208 162H207V160H205ZM148 162H147V161ZM167 160V161H166ZM178 160H179V162H178ZM185 160V161H186ZM195 160H197V161H195ZM204 160V161H203ZM221 160V161H220ZM163 161H164V163H163ZM191 161H194V162H198V163H193V162H191ZM207 162V164L209 165V164H211L209 167H207L206 166V162ZM234 161H235V163H234ZM105 164H106V168H114V170H113V173H114V175H115V177H104V178H102V179H104V180H106V181H109L112 185H114L115 187H117L119 190H121L123 193H125L126 195H128L134 202H136L137 204H138V206L140 207V209H142V214L144 215V217H145V219H147V220H149V219H151V218H153L154 219V214L152 213L151 215H149L148 214V212H151L150 210H148V208L147 207H145V204L141 201V200H137V199H139L140 197H138L139 195H138V193H136V191L135 190H133L131 187H133L134 185H135V180L132 178L133 177V175H132V177H131V175H129V173H128V171H125V170H121L120 169V167H116L114 164V162L111 164L110 162H105V160L103 161ZM203 162V163H202ZM167 163V164H166ZM90 164H91V166H92V164H93V162H92V160L90 159L85 165H84V167H83V171H86V172H88V173H90V174H93V175H96V176H100L97 172H95L94 171V168H90ZM160 164H162V165H160ZM165 164H166V167H164L165 166ZM168 164H170L171 165V167L172 166H174V168L177 170V172L178 173H180L181 174V171H182V173H185V174H182V175H188V176H190V177H188L187 176V178H189L190 180H193V182L192 181H189V179H186V181L184 182V180L183 179H185V176L183 177H180L179 175V180H175V179H177L178 178V176H176V174H178L177 172H173L175 169L172 167H169L170 165H168ZM183 164V165H182ZM186 164V165H185ZM191 164V165H190ZM197 166V167H195V165ZM200 165L201 167L198 169V165ZM203 164H205V167H204V165ZM111 165H112V167H111ZM188 165H190V166H193V167H191V168H189V166ZM114 166V167H113ZM186 166V167H185ZM171 168V169H170ZM206 168V169H205ZM140 169V170H139ZM161 170L162 169V171H159L158 172V170ZM174 169V170H173ZM185 169V170H184ZM196 169H198V170H196ZM141 170H144V171H147V176L149 175H151L152 174V177L153 176H156V177H154L153 178V181L152 182H148V181H150V180H152V179H149L147 176H146V172L144 173L143 171H141ZM167 170V171H166ZM168 170H172L170 173H169V171ZM175 170V171H176ZM179 170V171H178ZM192 171V170H196V172H190V171ZM200 170V171H199ZM203 170V171H202ZM207 170H208V172H207ZM216 170V171H215ZM136 171V170H135ZM164 171H166V173L168 172L170 175L172 174L173 176H175V177H177V178H175V177H173L172 178V176L170 177V175L169 176H167L166 177V175H165V173H164ZM186 171V172H185ZM206 171V172H205ZM212 171V172H211ZM218 171L220 172L219 174H218ZM215 172V173H214ZM217 172V173H216ZM127 173V174H126ZM143 173V174H142ZM160 173V174H159ZM164 173V175H162V174ZM176 173V174H175ZM195 174V175H191V174ZM199 173V174H198ZM212 173H214V175L211 174ZM222 173V174H221ZM158 174V175H157ZM209 174H210V176H209ZM221 174V175H220ZM229 175V176H228ZM146 176V177H145ZM197 176V177H196ZM193 177V178H192ZM195 177V178H194ZM220 177H221V179H220ZM225 177V178H224ZM230 177V178H229ZM101 178V177H100ZM132 178V179H131ZM149 180H148V179ZM172 178V179H171ZM175 178V179H174ZM180 178L182 179V180H180ZM198 180H197V179ZM211 178H213V182H212V179ZM245 178V179H244ZM251 178V179H250ZM155 179V180H154ZM171 179V180H170ZM194 179L196 180V182L194 181ZM204 179H206V180H204ZM211 179V180H210ZM215 179V180H214ZM233 179V180H232ZM201 180H204V181H201ZM217 180L219 181V180H221V184L223 185L222 187H220L219 186V188H220V190H221V193L223 194V196H225V195H227L228 197H230V198H228V199H230V200H227V197H226V202H224V205H226V206H224V205H222V206H224V207H222L224 210H226V209H228V211H229V209H231L230 210V213L228 212V213H223L224 211H222L221 209H220V207H219V213L220 214H218V206H220L221 204L217 201H215V199H216V197L218 198L219 196H218V194L219 195H222V194H220V190H218L219 191V193H216L217 192V190L215 191V193L217 194V195H214V197H215V199L214 198H212V200L214 201V202H216L215 204L216 205H218V206H216V208H217V210H215L214 211V209L213 208H215V206H213V208H212V206L211 205H215L214 204V202L211 204L210 203V196L211 197H213V193H212V191H209V195L210 196H206L205 197V195L204 194H202V195H204V199L206 198V200H209L208 202L210 203V205H206V203H203V202H205L206 200H204V201H202V202H198L199 200H202L203 198H201L200 199V196H198L199 195V192H204V191H206V192H208L207 190H211V189H213V187L216 185H218V183L219 182H217ZM230 180H232V181H230ZM238 180V181H237ZM239 180L241 181L240 183L242 184V182L244 183V182H246L247 184H248V187H249V185H253L254 186V184H259V185H257L258 187H256V188H252L251 186L249 187V188H247L246 187V189L244 188V186H243V189H242V187H240V184H239ZM243 180H245V181H243ZM248 180V181H247ZM175 181H177V182H175ZM179 181V182H178ZM201 182V183H199V182ZM209 181V182H208ZM211 181V182H210ZM215 181V182H214ZM238 182V187H240L241 189V191L239 190V188L237 187V185L234 187V186H231V185H234V184H237V182ZM190 182V183H189ZM217 182V183H216ZM230 182H233L232 184H230ZM235 182V183H234ZM184 183V184H183ZM187 183V184H186ZM192 183V185H194V183H196V184H198L197 186H196V184H195V186H193V187H195V188H193L192 187V185H191V187L193 188V189H191L189 186H188V184H191ZM204 183V184H203ZM206 183V184H205ZM208 183H210V184H208ZM225 183V184H224ZM246 183H245V186H247L246 185ZM134 184V185H133ZM183 184V185H182ZM200 184H203V187H200V186H202V185H200ZM213 184V185H212ZM220 183H219V185H221ZM65 185H70V187H72V186H74V185H71V184H67V183H65ZM153 185V184H152ZM166 185V186H165ZM200 185V186H199ZM212 187H211V186ZM227 185H229V186H227ZM243 185V184H242ZM147 186H145V187H147ZM151 185H149V187H150ZM180 186H182L183 187V189L185 188V190L182 192V190H181V188H180ZM185 186V187H184ZM186 186H188V187H186ZM207 186V187H206ZM210 186V187H209ZM152 187V186H151ZM197 187H199V188H197ZM227 187H228V189H227ZM234 187V188H233ZM261 187V188H260ZM129 188H131V189H129ZM148 188V187H147ZM187 188H189V189H191V191L193 192V194H195V192L196 193H198V197L197 198H199L197 201H196V199L194 200V199H192L193 197H196V194H195V196L193 195V197L191 198V194H192V192L190 193L189 192V189L187 190ZM203 190H202V189ZM207 188H211V189H207ZM222 188V189H221ZM233 188V189H232ZM238 188V189H237ZM252 189V191H249V189ZM173 189V190H172ZM194 189H196V190H199V192L198 191H196V190H194ZM215 189V188H214ZM232 191H231V190ZM235 189H237V190H235ZM245 189V190H244ZM248 189V190H247ZM257 190V192L260 194V195H262V197H260L259 196V194H258V196H254V192H253V190ZM131 190V191H130ZM226 190V191H225ZM247 190V193H245V191ZM255 190V191H256ZM260 190V191H259ZM262 190H264V189H262ZM248 191H249V193L250 194H252L253 196H250L249 194H248ZM130 192V193H129ZM201 192V193H202ZM211 192V193H210ZM233 192V193H232ZM238 192V193H237ZM239 192H241L242 194L243 193H245V194H247L248 195V197L246 196V198H245V196H241V198H242V203H238V202H241L240 200H241V198H240V196L238 195V194H240ZM257 192L255 193V195H257ZM163 193V196H165V194ZM170 193V192H169ZM169 193H167L168 195H169ZM190 193V194H189ZM200 193V194H201ZM214 193V194H215ZM226 193V194H225ZM235 193V194H234ZM131 194L132 195H134V196H131ZM208 194V193H207ZM206 194V195H207ZM231 196H230V195ZM201 195V196H202ZM238 196V198H239V201L237 202V200H238V198H237V196ZM169 196H172V194L170 193V195ZM250 196V197H249ZM222 196H220V198H221ZM220 198H218V200L220 201ZM224 198V197H223ZM261 198H262V200H261ZM245 199V200H244ZM217 200V199H216ZM164 201V202H165ZM228 201V202H227ZM246 201L249 203L250 202V205H248L249 206V208H248V206L246 207V206H244L243 205V203L244 204H246ZM207 202V201H206ZM230 202V203H229ZM231 202H233L234 204H231ZM235 202H237V204L235 203ZM251 202H254V204L256 203V206L255 207H257V210H258V212L259 213H255V212H257V210L256 209H254V207H253V209H252V204H251ZM191 204L190 206H189V204ZM202 203V204H201ZM219 203V204H218ZM230 204V206L231 205H233L234 207H232L231 206V208H230V206H228L227 204ZM247 203V204H248ZM193 204V205H192ZM203 204H205L206 205V207L203 205ZM236 204V205H235ZM195 205V206H194ZM203 205V206H202ZM172 206V207H171ZM208 206V207H207ZM254 206V205H253ZM189 207H191V208H189ZM193 207V208H192ZM200 207V208H199ZM213 209L212 210V212L214 211V213H212V215L210 214V211H211V209ZM227 207H229V208H227ZM251 207V208H250ZM187 208V209H186ZM196 208H197V210L199 211V213L203 216H205V218L206 219H208V221H206V224H208V222L210 221V225L211 226H214L212 229L207 225V227H205V230H202V229H204L203 227H201L200 225H198L199 224V222L201 221L200 219H198L199 218V214L198 215H196L197 214V212H196ZM208 208V209H207ZM210 209V210H209ZM250 209H252L251 211V214L253 215V213L255 214L254 216H255V218L257 219H255V218H253L252 217V219L253 220H251V219H248V220H251L253 223H251L250 224V226H249V224H248V227H244V225L246 224V223H248V220H247V217H244L243 218V216L244 215H246V216H248V213L250 212V211H248V210H250ZM187 210H189V211H187ZM190 210H192V211H190ZM222 212H221V211ZM256 210V211H255ZM186 211V212H185ZM193 211H194V213L196 212V216H198L197 217V219H195L196 217H195V215L193 214ZM202 211V212H201ZM248 211V212H247ZM255 211V212H254ZM260 211H262V212H260ZM247 212V213H246ZM155 213V212H154ZM189 213H191L190 215H189ZM223 213V214H222ZM262 213V214H261ZM244 214V215H243ZM192 215H194L193 217H195L194 219H193V217H191ZM240 215H243L242 217H240ZM249 215H250V213H249ZM252 215H250V216H252ZM256 215H257V217H256ZM258 215H261L262 217H260V216H258ZM2 216H4V215H2V213H0V229H2V228H5L4 230H5V233H7V231H8V228L9 227H11V226H14V225H12L13 223L12 222H14V221H11L10 223H8V221H6V222H1V220H3L2 218H4V217H2ZM206 216H209L208 218L206 217ZM158 217V216H157ZM258 217H260V218H258ZM6 219H7V216L5 217ZM159 218V217H158ZM209 218H210V220H209ZM243 218V219H242ZM249 218V217H248ZM159 219H161V218H159ZM261 220V222L260 223H258L259 222V220ZM5 220V219H4ZM7 220H9V219H7ZM197 220V221H196ZM224 220L225 221H227V222H224ZM199 221V222H198ZM245 221H247L246 223H245ZM250 221V222H251ZM258 221V222H257ZM231 222H235V223H238L237 225H239V226H237L236 228H235V223L234 224H232ZM2 223H4V224H2ZM12 223V224H11ZM16 225H17V223L18 222H14ZM150 223H152L151 221H150ZM201 223V222H200ZM243 223H245L244 225H242ZM259 225H258V224ZM261 223H262V225H261ZM22 224V223H21ZM213 224V225H212ZM215 224V225H214ZM256 224V225H255ZM3 225V226H2ZM2 226V227H1ZM7 226V227H6ZM9 226V227H8ZM18 227H15V228H21V226H19V223H18V225H17ZM181 226V227H180ZM199 226L202 228H199ZM246 226H247V224H246ZM259 226V227H258ZM14 227H11V228H14ZM230 227H231V231H230ZM207 228V229H206ZM211 230H210V229ZM238 228V229H237ZM257 228V229H256ZM235 229V230H234ZM3 230V229H2ZM2 230H0V231H2ZM10 230L11 229H9V232H10ZM14 230V229H13ZM13 230L11 231L12 233H13ZM237 230V231H236ZM16 232L17 231H19V229H17V230H15ZM14 231V232H15ZM207 231V232H206ZM222 231V232H221ZM249 231V232H248ZM233 232H235V233H233V234H235V235H237V236H235V235H233L232 233ZM236 232H238V233H236ZM255 232V233H254ZM19 233V232H18ZM190 233H191V235H190ZM203 233V235H201ZM1 234L2 235H5L4 234V232L2 233V232H0V238H1ZM14 234V233H13ZM13 234H11V235H13ZM20 234V233H19ZM19 234L17 235L18 236V238H19ZM200 234V235H199ZM209 234V235H208ZM233 235V237H231L232 235ZM10 235V236H11ZM15 235V236H16ZM231 235V236H230ZM21 236V235H20ZM184 236H186V235H184ZM207 236V237H206ZM3 237L4 236H2V239H1V241L2 242H0L1 243V245H3V244H5V242L4 241H6L5 239H7V241L8 242H10L9 240H8V238L10 239L11 237H4V239H3ZM187 237V236H186ZM187 237V238H188ZM200 237V238H199ZM205 237V238H204ZM231 237V238H230ZM235 237V238H234ZM23 238V237H22ZM13 239V236H12V238H11V240ZM212 239H213V237H212ZM228 239V240H227ZM4 240V241H3ZM4 242V243H3ZM8 242H6V243H8ZM229 242H227V244L229 243ZM235 243H238V244H236L235 245ZM9 244L11 245V243H8V245H4L3 247H4V249H3V247H2V251H0V254L2 255V256H4V255H6L7 253H11V251H9V250H11V249H13L14 248V246H12V248H10L9 247ZM0 245V246H1ZM204 245V246H203ZM210 245V246H209ZM204 248H203V247ZM7 247V248H6ZM8 247H9V249H8ZM200 247H202V248H200ZM16 249V248H15ZM18 250H20V252L19 251H17V252H19V254L17 253V254H15L16 253V250H15V253H14V250L12 251V253H14V254H11V258L12 257H15V258H20L19 259V261L20 262H22L23 260V264H24V262H26L25 260H27L26 258H28V256L29 255H27V254H29L30 253V255H31V253L32 252H26V249H25V247H23V248H18ZM7 252V253H5V252ZM9 251V252H8ZM237 252V251H236ZM238 253V252H237ZM261 254V256H259ZM13 255V256H12ZM17 256V257H16ZM20 256H22V258H24L22 261H21V257ZM256 256V257H255ZM253 257H255V258H253ZM10 258V259H11ZM242 259V260H243ZM17 260V259H16ZM15 259L13 260V258H12V260L10 261L11 263H14V262H12V261H16ZM18 261V260H17ZM17 261H16V263H17ZM214 261V260H213ZM249 261V262H248ZM22 264V263H21ZM213 264H217V263H213ZM225 264V263H224ZM253 264V263H252ZM261 264V263H260Z\"/></svg>", "mask_w": 264, "mask_h": 264}, {"label": "crops", "instance_id": "obj_3", "mask_svg": "<svg viewBox=\"0 0 264 264\" xmlns=\"http://www.w3.org/2000/svg\"><path fill=\"white\" fill-rule=\"evenodd\" d=\"M5 19L6 17L2 15L0 11V24L5 22ZM5 34L6 33L0 28V64L6 53L5 51L11 48V43L9 42L11 37ZM6 87L9 86L3 78V70L0 68V90L2 89L0 91V102L2 104L7 97L3 95V91L6 90ZM1 103L0 109L2 106ZM22 111L23 110L16 104L9 113L12 123L9 121L8 126L4 123L0 124V132L14 138L36 152H39L36 148L27 143L34 140V136L38 135L41 142L45 140L51 141L46 138V134L35 133L32 135L31 139L26 140L24 135L13 132L12 128L16 125L17 121L25 127L28 125L27 120L29 119L26 120L27 114L21 116L20 114ZM13 122L15 123L13 124ZM58 152L60 155L63 153L61 149L58 150ZM40 154L48 158L57 159L56 157L48 156V154L46 155V153ZM22 168L21 166H13V164L10 165L9 163L0 161V186L2 185L1 191L5 194L0 196V213L4 216H8L7 218L10 216L11 219L15 218V220H12L14 222L19 219L20 221H18L20 224H23V227H21L22 229L20 228L23 232H20V234L23 233L24 235V232L28 233L35 240V242L32 241V238L31 240H29L30 238H26L25 240L24 237L22 238V234L21 237L19 236V238L22 239V241H20V244L22 243V245L19 246L20 248L25 247V249L30 252H37L35 254L31 253V255L26 258L28 260H26L24 264H137L118 239H116V237L100 223L78 199H75L76 197H73L74 195L71 191L67 189L65 191V188L60 187L46 177L30 170L28 171L26 168ZM0 194L2 195L1 192ZM22 194L24 196H22ZM9 198L11 200H9ZM14 198L24 203V208H27L28 205L30 206L24 209L22 204L18 205L19 202L17 204L14 203L15 201H12V199L15 200ZM7 199L9 202L12 201L10 202L11 204L14 203L12 205H17L18 207L11 206ZM6 201L8 204H6ZM152 213L154 214V219H146V221L154 236L164 249L171 264H213L206 260L203 256L204 254L200 253L195 245V247L192 246V242L189 241L187 237H183L184 235L181 229H176L179 226L177 222L168 227L169 224L159 219L156 213L148 212L149 215ZM25 214L28 215L27 221V218H24L26 216ZM18 217L23 218L25 223L21 222L23 219ZM6 221L7 220H4L2 222ZM8 221L9 223L11 222L10 218ZM150 221L152 223H150ZM84 227L85 229H83ZM23 228H25L26 231H24ZM20 229L19 231H21ZM91 231L94 233L93 235ZM7 233L4 237H11V231ZM28 234H26L27 237H29ZM27 240L32 241L30 243L28 242L29 247H27L29 249L26 247L27 242L25 241ZM38 251L41 254H39ZM236 251L238 254H241V258L244 257L243 253L237 249ZM8 255L9 253L4 256L0 254V264H14L9 262L10 259L8 260V258L10 256ZM32 255H36L37 257L32 258Z\"/></svg>", "mask_w": 264, "mask_h": 264}, {"label": "water", "instance_id": "obj_4", "mask_svg": "<svg viewBox=\"0 0 264 264\" xmlns=\"http://www.w3.org/2000/svg\"><path fill=\"white\" fill-rule=\"evenodd\" d=\"M0 161L38 173L65 189V183L82 189L85 191L84 197L76 195L72 191L71 193L118 239L137 264H171L161 244L149 228L138 204L110 182L86 171L47 158L2 132H0ZM101 196L114 204L118 212H126L132 227L133 243L137 248L144 245L146 255L144 253L137 255L128 247L120 235L119 225L112 213H102L94 207L86 205L82 199L88 197L94 204L93 201Z\"/></svg>", "mask_w": 264, "mask_h": 264}, {"label": "built area", "instance_id": "obj_5", "mask_svg": "<svg viewBox=\"0 0 264 264\" xmlns=\"http://www.w3.org/2000/svg\"><path fill=\"white\" fill-rule=\"evenodd\" d=\"M192 117L201 123H206L211 117L210 109L202 103H197L194 105Z\"/></svg>", "mask_w": 264, "mask_h": 264}, {"label": "trees", "instance_id": "obj_6", "mask_svg": "<svg viewBox=\"0 0 264 264\" xmlns=\"http://www.w3.org/2000/svg\"><path fill=\"white\" fill-rule=\"evenodd\" d=\"M139 207V206H138ZM139 209H140V207H139ZM141 211H142V209H140Z\"/></svg>", "mask_w": 264, "mask_h": 264}]
</instances>
